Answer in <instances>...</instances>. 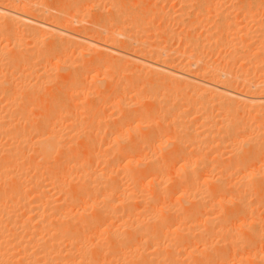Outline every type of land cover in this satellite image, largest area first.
Masks as SVG:
<instances>
[{"label": "bare ground", "instance_id": "bare-ground-1", "mask_svg": "<svg viewBox=\"0 0 264 264\" xmlns=\"http://www.w3.org/2000/svg\"><path fill=\"white\" fill-rule=\"evenodd\" d=\"M105 1H107V0H105ZM211 1H210V3H211ZM185 2H186V0H185ZM74 3H75V1H74ZM210 3H209V5H210ZM179 4H178V8L180 7ZM198 4L201 5V3H198ZM228 4H229V2H228ZM29 5H31V6H28V4H21V5L18 4L17 5V3L13 0H0V264H215L216 260H218L219 258L222 257V259H223L224 256L226 257L225 252L227 253V251L224 252V250H225L224 249L221 252L220 246L221 247L224 246V248H226V250L228 247L230 250V249H233L232 247H235L234 246V244H235L236 247H237V245L241 246V249L243 250L242 244H244V241L242 238H244L243 236L245 234L248 236L249 235L253 236V234H254L255 237L256 236H258V238L261 237V234L263 233L261 231L262 228L260 229L259 227H257L258 225L254 224L253 222H249L247 220H245L244 222L241 221L242 223L238 224L236 227H238L240 231H246V233H244L243 236H242L241 232L236 233V235H235V233H233L232 231H229L227 228L229 223L227 224L226 220L228 217L226 218V216H228V215H225L226 220L222 217L215 219V216H213L214 212L213 213L211 212L210 214L208 213V216H206L205 213H207L208 211L206 210L205 213L202 212L204 214H202L201 212L199 213V209H200L199 207H201L203 205L202 203L205 202V201L203 202V196L209 195V194H203V193H205V192L210 193V191H211V195L213 196V195H215L213 193H216V191H217L218 196L223 195L221 197V199H222L223 197H225V195L223 194V191H226V193L229 192L227 190L229 189L230 185H228L229 186L228 187L225 185V183L229 184L230 181H233V179L228 181V178L232 177L231 175L235 170L237 172V170L240 168V165H241L240 162L241 161L240 160H237L238 162L233 161V163L235 162V164L230 163V165L229 164L226 165V162L228 163L229 160H231V162H232V159H235V157H237V153L242 156L241 149L245 150L247 148L246 150L249 152V155L245 154L246 151H243V154L246 156L251 155L250 156V157H252L251 160L255 163L254 159L258 157V154L254 157L253 155H255L256 153L251 154V151H252L253 147L257 149L260 146L262 147L263 146L262 144H264V142L261 141V139L264 138L263 135H261L262 133L260 134L258 131V133H259L258 135H256V134H255V136L253 135L255 130H258L259 127L260 128L262 127V129H264V86L258 87V86L254 85V87H258L259 89L256 88L257 89L256 91H251L252 90L251 87L248 86V84L245 81H242L241 79H239V78H241V77H238L239 75H235V73L233 74L229 69H228L229 73L226 74V75H228V78L223 79L221 76H219V74H217V71L219 69L217 70V67L215 69L214 64L212 66L213 69H212V67H210L209 64H207L208 62L204 66H197L200 63V60H202V59L197 56L198 53H197V55H195L194 50H193L194 52H192L194 54L190 55L191 61H184V62H187L186 63L187 65L183 64L184 67H182V65H181L182 68H179L176 63L175 64L177 65L178 68L175 67L176 65L175 66H173V65L167 66L168 63L166 61L168 59L166 60V58L164 59V57L162 58V56L160 58V55H158L156 52H155V54H157L156 57L158 56L157 60L160 59V62L155 63L154 64L155 66L149 65V66L142 67V66L137 65V64L133 65V63H132L131 67L135 66V69H137L135 73H137V72L142 73L145 76V78H147V80H146L147 82L145 83V86H141V87H145V91L142 88L144 93L141 91L143 93L141 95L140 94L141 89H139L138 94L140 96L135 95L134 92H133L134 95L129 94L132 97L130 100L129 95L127 96V93L129 91L128 90V91H126V94L124 93V96L126 95L127 99H129V101H127L126 99H124V100L121 99V100L114 103L113 99L112 100L110 99L111 102H113L112 105L114 107V104H118L122 107H125L124 109H126V111H127L126 113H128V114H125V113H123L124 111L122 112L119 110L120 113H122L123 117H126V119L128 117V120H129V118L132 120V118H131L132 116H134V115L140 116L141 114H143L142 110H145V109H143L145 107L141 108L142 113L139 112L140 115L138 114V112H135L136 110L140 111L139 106L142 107V105H143L141 102L143 101L144 104H145V102L149 104V102L151 101V102H153L152 103L153 107L157 104V106L154 107L157 115H155L149 123H148V117L146 118L147 120L146 119H144L145 121L142 120L143 118L146 117V116H144V114L141 115L142 118L141 117L140 118L133 117L135 119L142 120V122L138 123V124H135V123L132 124L131 123L132 121H135L134 119L132 121H129V122H128V120L126 122L125 121L126 119H125L124 121L126 123H128V125L131 123L129 126H132V125H134V126L129 127V129L125 130L124 132L121 131L123 133L119 132L120 131L119 130V128H120L119 124L120 123H118L117 119H116L117 124L114 123L115 128H114V126H113V128H111L112 126H110L113 123H111L109 125V127H110L109 129L111 130L112 133L109 132L110 130L107 132H109L111 134L104 132L106 128L104 129V127H105V126H103L104 123L102 124V122H104L107 117L106 118L104 117V119H103L104 121L103 120L100 121L98 119L100 121V123L97 122V125L99 124V125L103 126V128H102L104 130L102 133L103 137H105L106 139L107 138L110 139V140L107 139L108 141H112L108 144V147L112 143H115L116 145H114L112 148V149H114L115 147L117 148L121 144V142H123L122 140H120L121 137L118 135L111 137V135L113 134L114 131L117 132V130H119L118 132L121 133L119 135H122V134L124 135V133H125L126 136L128 135V134H126V132H127V133L133 135L135 138V135H138V136L142 135L143 130H145V131L149 130L148 132L157 131V129H155L156 124H158V125L160 124L159 127L161 126V128L165 127V126H162V124H161L162 122L165 123V121H169L168 122L169 125L167 124V122L165 123V125L167 124L169 126L168 127L166 125V129L168 127L167 130L168 131L170 130L169 132H171L174 135L175 132H173L172 130H174V128L176 129V127H177L179 129V131L178 130L177 131L174 130V131L179 132V134H175L176 136L171 138L170 140L160 141V143L159 142L157 143V141H156L157 144L153 145V143L155 142V140L153 141L154 138L150 139L151 138V136H150L149 142L152 140L153 143H152V141H151V143H149L147 140V138H148L147 134H152L153 135L152 137H154L155 135L157 136V134L154 135V133L143 132L145 134V136L147 135L146 136L147 138L145 137L146 140L143 138L144 134L142 135V137L140 136L139 138L140 139L143 138V140L147 141L150 145H153V147L150 148V146L148 144L150 151L147 155L144 152L143 154H145V157H141V158H137L136 154L132 153V152H135V150H136L137 145H135V144L138 141L137 139H136L137 141L134 142L135 143L134 146L130 147V148H134L136 146L134 148L135 150L128 148L129 151L132 150L131 152L127 151L128 154L126 153V149L120 150V148L118 147L120 151L118 150L119 152H117V154H115L114 156H113V153L110 154L111 156H113V157H111V156H109V153L111 152L110 148H109L108 151H110V152L109 153L107 152L108 155L105 153V155L108 156L109 158H115V156H117L118 154H120L117 156L118 158H120L121 154L123 157H124V155L130 156V158H128V159H127L128 156L124 158L125 162H122L123 160H120V162H122V164L118 163V164H116V166L114 165L116 167L115 172L118 174L119 177H120V174H121V176H122V174H125V176L128 179L130 178L129 182L126 183V185L130 183V185H127L128 187L125 185L124 188L125 187H127V188L121 189V187H120V185H118V183L122 181V178H120L121 181H119L120 179L117 180L118 179L117 175L115 174V172L113 170H111V168H113L112 167L113 165H111V163L113 162L112 164H114V162H116V163H117V161L119 162L118 158L116 161H113L112 159H110V160H112V162L109 159L105 160V159H107L105 156H104L105 159L101 158V160L103 159V162L100 160L102 162L101 164L103 166L106 165V168L104 167L105 170L100 168L102 171H100V170L97 171L95 169L96 167L91 169L90 166L92 163L90 162L91 164H89V162H88V161H90V159L94 160L97 157H100V156L102 157L103 154H99V153H98V155H100V156L97 155V157L94 156L93 154H92V156L90 155L93 150L95 152V149L99 148L100 143L103 147H104V144L107 145V143H103L100 141V137H102V136H100V134H101L100 131H99L100 133H98V131H96L97 133L93 134V132H95V131L89 130V134L90 135L92 134V135H91V137L86 136L87 138L88 137L89 138L88 139L86 138L87 141L85 140L86 146L84 145V147H86V148L84 150H83V148H81V145L79 146V149L81 148L82 150L81 149L79 150L77 148L76 149L73 148L74 146L76 147L78 145H74L72 147V145H73L72 142H74V143L80 142L78 140V138L81 135H83L82 131L85 133V135H88V133H86L87 130H84L85 128L83 126H79V124H81L82 122L84 125V121L81 118H84L85 120L87 118H89V121L95 120V122L93 121L94 124H92V122H91V124H92L91 127L96 126L95 125L96 119L98 116H99L98 118H100V114H101V113L98 114L97 112H99V111L102 112L101 111L102 109L100 110V108H102L103 105L100 108H98L99 106L98 107L96 106L99 110L97 109L98 110L97 112L94 111L95 116H92L91 114H93V113L89 114V112L87 111L89 114V117H87L88 115L86 116L85 114H83V115L86 116L87 118H85L83 116L78 117V119L80 118L82 120V122L81 121H80L81 123L77 122L78 125L77 124L76 125L81 127V129L73 127V125L75 126L74 122L77 120L76 115L78 114V116H79V113L74 114V116H76V118L72 116V118L76 119V120L73 119V122L68 123L67 120H69L71 118L67 115H66V117L69 119H67V120L61 119L62 115L67 113L65 111L70 110V109L65 110L67 107L65 108L64 105L58 106L60 104L54 103V108H53V104L51 101L50 102H51L52 106H51L50 102L49 103L45 102L48 105L50 104L51 107L49 108L48 105H46L48 110L46 108L45 111L47 113L45 111H43L46 107L44 105L45 104L44 101L42 100V98H45L43 96H41L42 98L40 100H42L44 104L39 103V105L43 104L45 107H43L42 105L38 106L37 104H34L33 106L35 107V109H34L35 113H37L36 111H38V113H39L41 109L40 110H38V109L40 107H43L42 108L43 112L42 111L41 112L43 114L45 112V114L41 115L42 113H39L40 117H37L38 115L34 114L32 117L36 116L34 119L37 118L36 121L34 120L35 123H33V120H32L33 118L30 117V115L28 116V113L31 114L30 108H33L30 105H32L33 102L37 101V98H38V97H36L37 94L39 93L38 95L40 97V95H41L40 93H42L41 91L43 90L42 87H39L38 84L35 83L36 87L37 86L39 87V90H40V88H42V90L38 91L35 88V85L33 84L31 78L29 77V74H28V76L26 75L27 73H30L31 76H32V73L34 75L36 74L37 70L34 71L35 69H33V68H35V67H33L32 66L33 63H31L32 57H33V59L35 57H37L40 63H42V61H40V59L42 58V60H44L43 63H45V61H47L49 59L52 60L51 57H53V56H50V55H54V57H55L56 56L55 52L59 53L58 57L56 56V58L53 59V60H55V62L52 64L50 63L52 65V67H50V68H53V65H55L56 67L65 71L64 74L66 73L65 74L66 76L61 72L64 75V77L62 76V78H60V79L64 78L65 79L64 82L67 81L66 83H69L71 80L73 81V79L71 78L72 75H69V72H67V70L69 71L74 66L71 64H68V62L65 61V59L62 60V56L64 53L63 48L60 47V44L58 45L57 43L62 42L63 44H66V43H64V41L73 43L72 48L75 50V51L73 50V53L75 52L77 54V57H75V58L77 59L78 57H80L83 60V58L85 59L86 55L87 56L89 55L91 57L90 58L91 62H89V64L90 63L93 64V63H95V62L97 63V62H99V60L103 59L102 57L105 54V53L103 54L102 52H100V50L98 52L97 49H95V47H100V46L99 45L97 46L95 44L96 42L94 43V41H97L96 39H98L99 42L98 41L97 42L102 44L103 40L100 42L102 37L96 38L93 41V38L91 39L89 37L90 35L89 36L85 35L86 33L85 34L83 33L84 36L79 35L81 37H76V36H74L75 34L73 35L71 32H70L71 35H68V33L66 31L67 29L64 30L63 29L64 27L60 28V29H62V30H60L59 28L56 29V26H54L55 24H46L45 23V22H47V20H51V18H47V19L45 18L46 15H44V14H46L47 11L45 12V11H43V9L41 10L39 8L35 9L32 6V4H29ZM81 5L83 6V4H81ZM184 5H186V4H184ZM187 5H188V3H187ZM65 6H66V4H65ZM90 7H92V6H90ZM172 7H173V5H172ZM195 7H196V5H195ZM74 9H76V7ZM227 9H228V7H227ZM116 10H117V8H116ZM195 11H198V10L195 9ZM246 11H247V9H246ZM101 12H102V10H101ZM183 12L185 13L184 9H183ZM183 12H181V13H183ZM173 15L174 16L172 18H175L177 16L175 14H173ZM254 15H255V13H254ZM117 16L119 17V15H117ZM122 16H124V15H122ZM255 16L257 17V15H255ZM137 17H139V16H137ZM177 17H179V15ZM40 19H41V22L39 21ZM76 19H78V18H76ZM86 19H85V21H86ZM139 19H141V16ZM42 20L45 22L42 23L43 22ZM52 20L55 21V19H52ZM142 20H144V19H142ZM174 20H177V19H174ZM67 21L64 20L62 22L65 23ZM136 21H134V22H136ZM239 21H240V19H239ZM239 21H238V23H239ZM55 22H57V21H55ZM170 22H172V21H170ZM67 23H69V22H67ZM130 23H132V22H130ZM179 24H180V22H179ZM186 24H188V23H186ZM232 24H233V22H232ZM241 24H242V22H241ZM56 25H58V24H56ZM67 25H65V28ZM134 25H136V24H134ZM165 25H166V23H165ZM36 26L41 27V29L43 27L44 30L46 29V31H42V30H40V28L39 29L36 28ZM179 26H181V25H179ZM200 26L202 27L201 24H200ZM245 26H246V24H245ZM110 27L112 28L113 26H110ZM138 27H136V28H138ZM213 27L215 28V26H213ZM240 27L238 29L242 30L243 27L242 28H240ZM72 28H74V27H72ZM125 28L124 29L122 28L124 31L121 29L123 31V33H125V31H126ZM127 28H129V27H127ZM130 28H132V27H130ZM206 28L204 29V27H203L202 29L206 30ZM117 30L119 31V29H117ZM128 30H130V32H131V29H128ZM135 30H133V32ZM139 30L140 29H138V31ZM151 30H153V29H151ZM241 30H237V32L241 31ZM50 31H53V32L51 33ZM70 31H72V30H70ZM122 31L119 34H123ZM189 31H191V30L189 29ZM199 31H201V30H199ZM247 31H249V30H247ZM72 32L74 33V30ZM206 32H207V30H206ZM55 33H58V35ZM138 33H140V32H138ZM231 33H234V32L232 31ZM240 33H242V32H240ZM253 33H255V32H253ZM113 34H115V32ZM116 34H118V33H116ZM128 34H129V31H128ZM128 34H126V35H128ZM143 34H145V33H143ZM237 34L238 33L234 34L235 38H236ZM59 35L60 36L68 35V36H70V38L72 37V39H79L80 41H82L81 42L82 45H81V43H79V44L75 43V41L72 42L70 40L67 41L66 39H62L63 37L61 38ZM109 35L106 36L105 39L103 38L104 39L103 44L105 45V46L104 45L103 46L105 47V49H109L108 52L110 51L111 53L113 52L112 49L113 50L115 49V51H117V50L120 51L124 42L120 46L121 43L118 42L117 38H116V36H118V35H116L114 37H113V35H110V36ZM131 35H132V32H131ZM192 35H194V34H192ZM210 35H212V34L210 33ZM258 35H260V34H258ZM205 36L206 37H204V38H206L207 40L210 37V36L208 37L207 35H205ZM261 37H262V35H261ZM155 38L157 39V37H155ZM238 39H239V37H238ZM180 40H182V39H180ZM245 40H246V38H245ZM141 41H140V43H141ZM143 41L144 42L141 43L142 45L147 44V43H149V44L153 43L152 41H148L147 37H146V40H143ZM153 41H155V40H153ZM206 41H205V43L208 44V41L207 42ZM209 41L211 42L212 40H209ZM83 42L89 46H87ZM212 42H214V41H212ZM226 42H228V41L226 40ZM46 43L49 44V49L46 47L47 46ZM44 44H46L44 49L45 48H47V49L45 51L44 50H38L39 49L38 47H40L41 45L44 46ZM153 44L150 46H153ZM212 44L215 45L216 43H212ZM126 45H124V46H126ZM128 45H131V44H128ZM156 45H158V44H155V46ZM167 45L165 47H167ZM178 45H179V43H178ZM190 45H191V43H190ZM202 45L204 46L206 44L202 43ZM64 46H66V45H64ZM91 46L92 47L94 46L93 49H91ZM124 46H123V49H124ZM196 46H195V48H196ZM199 46H200V44H199ZM262 46H263V44H262ZM104 47H100V48L103 49ZM128 47H126L125 49H127ZM147 47H149V46H147ZM200 47H199V49H200ZM210 47H211V45H210ZM238 47H239V45H238ZM65 48H67V47H65ZM65 48H64V50L66 51L65 53H67L68 48L67 49H65ZM116 48H117V50H116ZM156 48H157V46H156ZM186 48H185V50H186ZM130 49H132V47H130ZM115 51H114V54L117 55V58L111 56V58H115L114 59L115 62H111V63H117L118 62V65L117 64L116 65L119 66V63L124 65V64H126L125 62H127V64L130 65L128 63L129 61H124V60H126L125 58H129L126 54H130V52L125 53V56H127V57H125L124 53L122 55L121 53H118ZM187 51H188V49H187ZM235 51H237V49ZM142 52L144 53L143 48H142ZM152 52H154V51L152 50ZM175 52H177V51L175 50ZM240 52H242V50ZM256 52L257 53H255V55L259 53L258 51H256ZM262 52H264V51H262ZM100 53H102L103 56ZM134 53L135 52H133L132 55H134ZM211 53H213V52H211ZM228 53H229V49H228ZM230 54L229 55L227 54L228 57L231 56ZM234 54H236V53H234ZM137 55L138 54H136L134 56H136L138 59L132 58L133 61L135 60V62L141 61L139 58L140 56L138 57ZM232 55H233V53H232ZM47 56H49L50 58H48ZM46 57L48 59H45ZM92 57L94 59H92ZM119 57H125V58L119 59ZM231 57H233V56H231ZM106 58H108V57H106ZM233 58L235 59V57H233ZM110 59H108V61H110ZM132 59H130V60H132ZM152 59H153V56H152ZM161 59L166 60V61L163 62V60H161ZM257 59H258V57H257ZM78 60H80V59H78ZM82 60H80V62ZM86 60H88V59H85V63H86ZM170 60H171V58H170ZM192 60H194L195 63H193ZM203 60H204V58H203ZM243 60H244V58H243ZM35 61H33L35 63V65L33 64L34 66L38 65L40 67L43 64L42 63L41 65H39V62L37 63ZM111 61H113V59ZM161 61H162V63H161ZM222 61H224V60H222ZM235 61H236V59H235ZM240 61H242V60H240ZM80 62H78V63H80ZM201 62L204 63L203 61H201ZM104 63H106V61H104ZM144 63H146V62H144ZM253 63L254 62H252V64ZM81 64L83 66V62H81ZM180 64H182V63H180ZM48 65L49 64H47L46 66H48ZM86 65H87V63L85 64V68L87 67ZM143 65H146V64H143ZM230 65H231V63H230ZM239 65H240V63H239ZM82 66H79V68H81ZM110 66H111V64H110ZM112 66H113V64H112ZM192 66L193 67L196 66L197 67L196 70H194ZM8 67H10V68L12 67L13 70L11 69V72L8 71ZM43 67L44 66H42L41 69L46 70ZM56 67L54 69H57ZM121 67H124V66H121ZM131 67H130V69H131ZM225 67H226V65H225ZM75 68L79 69L77 66L74 67V70H75ZM85 68H84V72L79 71V70L76 71L77 74H78V72H80V75L82 76V73H85L84 76L87 77L88 75H86V74H89L88 71H90V70H88L86 72ZM117 68H119V67H117ZM246 68H249V67H246ZM246 68H245V70H246ZM37 69L39 70V72L37 71L38 74H42V72H44V71L40 72V68H37ZM47 69H48L47 71L50 70L49 67ZM82 69H83V67H82ZM110 69H112V67H110ZM259 69L261 70L260 67H259ZM226 70L227 69H225V71ZM263 70H264V68H263ZM263 70H261V71L264 72ZM56 71H58V70H56ZM71 71L72 70H70V74H73L75 76L76 73L75 72H74L75 74L71 73ZM109 72H111V71H109ZM119 72H120V70H119ZM124 73H126V72H123V74ZM244 73H246V72H244ZM107 74H108V72H107ZM247 74H248V71H247ZM43 75L45 76V73H43ZM58 75H60L58 77H61V74H58ZM25 76H27L29 78H26ZM35 77L41 78L40 75L35 76ZM58 77L56 75L55 78H58ZM78 77H80V76H78ZM78 77H74V81H73L74 84H76L75 82L77 81ZM90 77L91 76H89V78ZM42 78H43V76H42ZM50 78H48V81ZM83 78H79V79L82 80ZM94 78H97V76L94 75V73H93V76L91 79L94 80ZM25 79H26V81L31 80L32 84H30V83L27 84V82H24ZM32 79H33V77H32ZM125 79H127V78H125ZM36 80H37V78H36ZM42 80H44V79H42ZM86 80H88V77H87V79L85 78V81ZM93 80H90V81L92 82ZM240 80H241V82H240ZM245 80H247V79H245ZM50 81H51V79H50ZM55 81H56V79H55ZM85 81H83V82H85ZM139 81H141V80H139ZM52 82H53V80H52ZM58 82H60V85H61L62 80H58L56 83H58ZM83 82H81V84ZM247 82H248V80H247ZM42 83L43 82H41L40 85ZM95 83H96V81L94 83H92V85L93 86L98 85ZM125 83H127V82H125ZM71 84H69L68 86H70ZM74 84H72V85H74ZM77 84L79 85V82H77ZM84 84H82V85H84ZM106 84H107V82H106ZM50 85H52V84H50ZM50 85L47 86V84H44L43 86L51 87ZM53 85L57 86V84H55V83H53ZM58 85H59V83H58ZM78 85L76 86V88L77 87L79 88ZM82 85H80V87ZM68 86L64 85L62 87L66 88ZM136 86H138V85L136 84ZM47 87H45V88H47ZM55 87H54V89H55ZM70 87H68L67 89H70ZM72 87H75V86H72ZM72 87H71V90H73L71 92L72 94L69 93L70 90L63 89V95L65 94L64 96L67 97V100L69 99L70 95L75 96L77 98L76 95L78 94V91H74L75 88L72 89ZM84 87L85 86H82L81 90ZM237 87H238V89H239V87H242L243 96H241L242 95L241 92L239 93L241 95L236 94L237 92H239L237 90H236V93L233 92L235 89H237ZM59 88H60V86H59ZM59 88L57 90L55 89V91H58ZM85 89H83V90H85ZM94 89H93V91H95ZM109 89L111 90V88H109ZM116 89H119V88H116ZM120 89L122 91L124 88L123 89L120 88ZM126 89H127V87H126ZM45 90H43L42 94L44 95V93L46 94V92H47L49 95V96H47L48 99L50 97L52 98L54 93H58L55 95H60L59 92L51 93L50 90H52V88L51 89L48 88L46 91ZM65 90H67L70 95H68L67 91H65ZM59 91H61V90H59ZM111 91H113V89ZM124 91H125V89H124ZM88 92L89 91L87 89L86 92H84V93L88 94ZM49 93H51V96ZM61 93H62V91H61ZM82 93L78 94V95L84 96V94H82ZM94 93H96V92H93V94ZM122 93H123V91H122ZM64 96H61V97L63 98ZM85 96H86V94H85ZM85 96L83 97V99H85ZM87 96H86V98H87ZM90 96H92V95H90ZM75 97H73V98L71 97L72 100L69 99V101H71V103H72V101H74V103H76L77 101L75 102V100H77L79 97L77 99H75ZM82 97H80V98L82 99ZM105 97H107V96H105ZM111 97H109V98H111ZM64 98L62 99L63 101H64ZM109 98L108 97L106 98V99H108V102H109ZM54 99L56 100V96ZM44 100H46V98ZM65 100H66V98H65ZM52 101L54 102V100H52ZM83 101H85V100H83ZM55 102L57 103V102H59V100L58 101L56 100ZM95 102H97V101H95ZM170 102L173 103V105L178 104L181 106V105L186 104L185 106H187V105L190 106L191 107L190 119H189V115H188L189 113L188 112H187V115L183 114V113L181 114L182 111L185 112L184 109H187L185 107L183 109V108L177 106V108L179 107L182 110L181 111L180 109H178V110H180V113H179V111L175 112V110H174V112H172V111H170L171 110L170 108H169L170 110L166 109L168 112L160 109L161 105H163L162 106L163 109L166 108L167 106H170ZM60 103L62 104L64 102H60ZM71 103H69V104H71ZM87 103H88V101L86 102V104ZM100 103H102V102H100ZM104 103H102V104H104ZM140 103L142 105H139ZM84 104H80V105H82V107H84L82 109H85V108L87 109V107L84 106ZM94 104L97 105L96 103H94ZM159 104H161V105L159 106ZM92 105L93 104H91V107H93ZM107 105H110V104L107 103ZM112 105L109 106L110 109H111ZM120 106H117V109ZM158 106H159L158 111H156L157 110L156 107H158ZM77 107H76V109L74 107L75 111L79 110ZM109 107H108V109H109ZM115 107H116V105H115ZM115 107H114V109L117 111V109ZM170 107L173 108V106H170ZM52 108H53V110H49ZM89 108L90 107H88V109ZM95 108H94V110H95ZM105 109H107V108L105 107ZM119 109H123V108H119ZM150 109H152V108H150ZM49 111H53L54 112L53 114H55V115L57 114L58 116L50 114L52 112H49ZM117 112L116 113L114 112L115 115L117 114ZM133 112L136 114L133 115L132 114ZM155 112H153V113H155ZM71 113H72V111H71ZM83 113H85V112H83ZM120 113L117 115H120ZM162 113L163 114L165 113V115L162 116ZM46 114H50L52 117L50 118V116L46 115ZM122 114H121V116H122ZM160 114H161V116H160ZM145 115H146V113H145ZM192 115H194V117ZM113 116H114V114H113ZM149 116H150V111H149ZM165 116H167V119L165 118V121H164ZM55 117H57L58 120H62L61 121L62 124H60L61 127L63 128L62 130H60L61 127L57 128L58 126H56L59 123L58 122L54 123L55 121L52 120V119H55ZM59 117H60V119H59ZM63 117H65V115ZM94 117H96V119ZM102 117H103V115H102ZM252 118H254V120H252ZM112 119H113L112 116H110V121ZM251 120L258 122V123L256 122L257 124H259L258 126H255V124H253L256 127V129H253L255 127L252 128V125L245 127V126H247L246 122H248V123L250 122L249 125L252 124ZM63 121L65 123L67 121V123L64 126H63ZM121 122L125 126L126 123L124 124L123 121H121ZM144 122H147L148 124L144 126V124H145ZM88 123L89 122H87L86 125H88ZM116 126L118 127V129ZM170 126H172L173 128H171ZM194 126H196V127H194ZM125 127H124V129H125ZM235 127H236V129H235ZM250 127L252 128V130H254L253 134L250 133V134L243 135L242 130L244 132L245 131L249 132L248 131L249 129L251 131ZM121 128L123 129L122 125H121ZM233 128L236 131H238L237 129L240 128V131H238V132L239 133L241 132L240 135H242V136H240L238 134V132H236L235 130H234L235 132L232 131ZM112 129H114V131H112ZM151 129L152 130L155 129V130L151 131ZM160 130H162V129H160ZM160 130H158V132H156V133L160 134V132H161ZM118 132H117V134H118ZM162 132H164V131H162ZM230 132L234 133L233 136L231 135ZM235 133L238 135H235ZM161 134H163V133H161ZM180 134H183L182 136L183 137L186 136V137L185 138L182 137L183 139L178 138L179 137L178 135H180ZM222 134H224V136H223L224 138L227 137L226 136L227 134H228V136H230V135L231 136H230L229 140L227 138H225L227 140L224 141L223 139H220V136ZM167 135H168V133H167ZM83 137L84 136H82L81 139L80 138L79 139L82 140ZM98 137H99L100 143L98 142L99 146L98 145L95 146L94 144L97 141L94 142V140H96V139L98 140ZM165 137H166V135H165ZM105 138H102V139L104 141H106ZM156 138L157 137H155V139ZM162 138H163V136H162ZM126 139L128 140V138H126ZM126 139H124V140H126ZM143 140H142V142H143ZM255 140H260L261 145L259 144V141H258V144H256L257 142L255 144L257 146L258 145H260V146H258V147L252 146L251 147L250 144H253L255 142ZM83 142H84V140H83ZM140 142H141V140L139 141V143ZM81 143L82 142H80L79 144H81ZM84 143H82V144H84ZM127 143L125 142V145L123 143L121 149L124 148L123 146L129 147V145ZM132 143L131 144L129 143V144L133 145ZM117 144H119V145L117 146ZM171 144H174L176 148L180 147L179 148L180 150L178 148H177L178 150L175 149V147ZM204 144H205V146H203ZM206 144L210 145L209 147H207V150L210 147H212V149L214 150L215 148H213V147H215V146H216V149L214 150V152L215 151L217 152V149H220V154L218 152H217L218 154H216V155L213 153L214 157L212 158V160L210 159L211 161L207 160L206 156H212L211 151H213V150L212 149L210 150L211 155L208 154L210 152H207L204 150V149H206L205 148L207 146ZM212 144H215V146H211ZM69 145L72 148L71 152H69V150L71 148L69 147L70 149H68ZM91 145H92V148L94 146L96 148L95 149L93 148V150H92L90 148ZM170 145L174 147L173 148L174 150L170 151V149L172 148V147H169ZM138 146H140V145H138ZM127 147H125V148H127ZM143 147H147V146H143ZM248 147L250 148V151L248 150L249 149ZM263 147L261 148V150L263 149ZM104 148L107 149L106 146ZM104 148H103V151L101 150L102 152L105 151ZM201 148H203V151L207 152L206 156L204 155L205 156L204 161H207V163L201 162L202 163L201 164V163H199V161H197L196 159H193V157H192L193 156L192 152L195 151L193 153H194V155L195 154L197 155L198 154L197 151H200ZM73 149L75 151H73ZM239 149H240V151H239ZM256 149H254V151H252V152H255ZM76 150H77V153H76ZM114 150H116V149H114ZM114 150H113V152L115 153ZM143 150H144V148H143ZM175 150H177V151H175ZM186 150L187 151L190 150L191 152H188L189 154H187ZM101 151H99V152H101ZM145 151H146V149H145ZM263 151H264V149H263ZM73 152H75V153H73ZM78 152H80V153H78ZM137 152H139V151H137ZM222 152H224V153H222ZM69 153H73V154H69ZM259 153H260L259 155H261L259 157H262L263 154L261 153V151ZM94 154H97V152ZM164 154L171 156L170 160L171 161L173 160L174 162L173 161L172 162L176 163V164H174L176 166V168L174 167V165H172L175 169H173V167L170 166V167H172L173 170H175V171L177 170L176 175H179V177L177 178L174 174L176 182H173V185L174 186L175 185L178 186V184L181 185V186H178L180 188V194L178 196L179 201L177 200L179 202L180 208L178 209L179 205L177 204L178 206L177 205H176L177 207L175 206L176 210L174 209L175 211L173 212V213H175V216L177 219L174 217L172 218V216L170 217V215L173 214L171 212L173 210H171V208L169 209V205L167 206V203L164 202V200L167 197H169V196H170L169 198H171V196L173 197V194L176 193L175 192L176 190L174 189V186H173L172 190H175V191H173V194H171L172 190L171 191L169 190V192H170V194H169L165 190L170 189L168 187L172 188L171 184H169L170 186L166 187L165 183H167V182H165L166 181V180H164L165 178H163V180L160 181L161 175L166 176L167 173L170 174L171 169L168 170L169 172H167L165 175L164 171L167 169L166 168H164L165 170L160 169V172H159V167L162 168L161 165L160 166L155 165V163L157 161V159H156L157 156H159V158L161 159L162 155H164ZM199 154H201V153L199 152ZM88 155L90 156V158ZM138 155L140 156L141 154H138ZM175 155L177 158L175 157ZM186 155H191L192 158L190 156H186ZM239 155L237 158L238 159L243 158L242 162L244 163V161H245V163L242 166H244V168L245 167L246 168L245 169L240 168L243 170L239 169L241 171V173H242V171H244L241 176L236 174V173H234L233 175L234 176L235 175L240 176V179L238 178V180L240 183L243 182L244 185H242V187L243 186L247 187L248 185L245 184V181L246 180L250 181V179L252 178L251 173H254V172L249 173V171H248L249 169H247V168H250L249 166H251V164H252V167H254L253 166L254 164L251 163L252 162L251 160L249 161V157H247L248 160H245L246 156L243 155L245 158L243 156H242V158H240ZM85 156H88V157H85ZM93 156H94V159H93ZM141 156H143V155H141ZM169 156H168V158H169ZM134 157H136V158H134ZM165 157H167V156H164V158ZM173 157L176 160L173 159ZM197 157H198V155H197ZM87 158L89 160L86 162ZM164 158H163V160H164ZM207 158H209V157H207ZM155 159H156V161H155ZM200 159H203V158H200ZM95 161L93 162L94 164H95ZM100 161H98V158H97L96 164H98L97 162H99V165H100ZM161 161L162 160H160L159 163H161ZM175 161H177V162H175ZM246 161H247L248 165H246L247 164ZM84 162L87 163L86 166H84L85 165ZM172 162H171V164H172ZM237 163H239L240 165L237 166L236 165ZM133 164L138 165L137 169L135 167V169L137 171H135L133 169L131 170V167H133ZM156 164H158V163H156ZM102 165H100V166H102ZM164 165H165V161H164ZM164 165L162 164V166H164ZM167 165H165V166L167 167ZM200 165H202V166H200ZM223 165L226 166L225 167L226 170H224L222 173L223 176H225L224 172L228 171L227 166H230V168H231V166H235V167L237 166V169L235 168V170L233 172L231 171L232 172L231 175L228 178H224V180H226V181H224V183L221 184L223 182V178H221L222 180L219 178H216V176L214 175L216 173L213 170L215 168L221 169L223 167ZM261 166H262V164H261ZM139 167L141 169L142 168H144V169L138 171L140 169ZM196 167H199L200 168L199 171H202V172H200V173H202L201 175H199V171L198 172L196 171V170H198ZM202 169L206 173V177L203 175ZM231 169H234V167ZM161 171L163 174L161 173ZM215 171H217V170H215ZM252 171H254V170L252 169ZM218 172H220V170ZM237 173H239V172H237ZM113 174L116 176H113ZM180 174H181V176H180ZM229 174H227V175H229ZM157 175L159 176V179H158ZM170 175H172V174H170ZM200 176H202V177H200ZM253 176H254V174H253ZM255 176H258V175L255 174ZM220 177H221V174H220ZM248 177H251V178H249V180H248ZM260 177L261 176H259V178ZM178 179H180V183L177 181ZM235 179L237 180V178H235ZM125 180H126V178H125ZM212 180H214V182H216L215 184L217 185V187L219 185L220 186L218 188H215L216 186L212 185V184H214V182H211ZM255 180H257V179L255 178ZM255 180H253L252 183H254V185L258 186L256 188L260 187L259 191L260 190L264 191L261 189L262 186H260L261 180L259 182L260 183L259 185L256 184L258 181L255 182ZM114 181L117 182V183L115 182V184H117V185H115L113 183ZM220 181H222V182L219 183ZM235 182L236 181L234 180L233 181L234 185L231 184L234 187L239 185V184H237V182H236V184H237L236 185ZM263 182H264V180H263ZM175 183H177V184H175ZM200 183H205V184L209 183V184H207L208 186L206 185L207 186L206 188H208L211 185L212 189L210 186L209 187L211 189L210 191L205 190V192H202L201 187L199 185ZM217 183H219V185ZM252 183H250V184H252ZM205 184H202L201 186H203V188H205V186H204ZM263 184H261V185H263ZM122 185H123V183H122ZM176 186H175V188H176ZM213 186H214V188H213ZM223 186H225V188L227 187V189L222 191V189H224ZM232 186L230 188H232ZM146 187L151 189V193H148L149 190H147ZM220 187H223V188L219 189ZM238 187L241 188L240 185ZM179 188L177 189V192H178ZM240 188L239 189L237 188V190H240ZM263 188H264V186H263ZM215 189H216V191H215ZM244 189L246 190L247 188H243V192L246 195V197L248 196L249 192H251V194H252V190H256L255 187H254V189H253V187L248 188L251 191L249 190V192H248L246 190V193H245ZM146 190H147V192H146ZM212 190L214 191L213 193H212ZM234 190H236V189H234ZM241 190H242V188H241ZM164 192L165 193L167 192L169 194V196H167V193H166L165 198H163ZM230 192H229V194H232ZM238 194L240 195V193H238ZM257 194L259 196V194H261V192L256 193L253 197H255ZM177 195H178V193H177ZM227 195H228V193H227ZM243 195L241 194V196H240L241 197V201L239 202L240 205L238 203H236L235 205L233 204V206L236 207V205L238 204V209L240 207L241 208L242 207L248 208V206L246 204L248 202V199H247V201H245L246 198L245 197L243 198ZM212 196H209L208 198L211 197L213 199L214 196L213 197ZM216 196H217V194H216ZM234 196H236V195L233 194V198H235ZM258 196H256V197L258 198ZM262 196H261V198L260 197L258 198L259 200L263 199V200H260L261 203H262V201H264V198H263L264 196L263 197ZM227 197H226V199L228 202L229 198H227ZM253 197H250V198H253ZM204 198H206V197H204ZM208 198H207V200H209V201L212 200V199H208ZM230 198H231V196H230ZM255 198H253V199H255ZM161 199H164V200H161ZM160 200H161V202L163 201V203H165L166 206H164V204H163V207L158 206V204L160 205V203L159 202L157 203V201H160ZM250 200H252V199H250ZM250 200H249V202H250ZM168 201H172V200L168 199ZM209 201H207V203L205 202L204 204H207V205L209 204V206H210L211 205L210 203H212V202L209 203ZM220 201H222V200H220ZM223 201H225V199H223ZM233 201H234L233 203L237 202L234 199H233ZM148 202L152 203L151 205H153V206L151 208L154 207L153 210L151 209V211H149L150 210L149 208H148L149 210L146 209V207H148V205H149ZM213 202H214V200H213ZM146 203H148L147 206H145ZM214 203L216 204L217 202L215 201ZM214 203H212V204H214ZM226 203H225V205H226ZM230 203H227L226 206L231 205ZM254 203H255V201H254ZM215 204L213 205V207L215 209H212V210H215V212H217L219 210H218V208L216 209ZM219 204L220 203H217V207L223 208V206H221ZM251 204L253 205L252 202H251ZM171 205H174V204H171ZM199 205H201V206H199ZM256 205L260 206L259 203ZM203 206H206V205H203ZM262 206H264L263 203H262ZM202 207H201L200 211L201 210L203 211ZM208 208H210V207H208ZM227 208H229V207H227ZM232 208H234V207H232ZM241 208L239 209L241 212L238 211L239 216H241L240 214L244 213V212H242ZM225 209H226V207H225ZM236 209H235V212L238 210V209L237 210ZM250 209L252 210L253 208H249V210H248L249 213L251 214ZM226 210H225L224 214L226 213ZM253 210H252V214L254 213ZM120 211H121V213H120ZM248 211H247V213H248ZM220 212H223V211L220 210ZM220 212H219V214H221ZM198 213L201 214L200 218H198V216H199ZM228 214H230V213H228ZM231 214H230L229 218L231 217ZM250 214H248V216ZM202 215H204V217L205 216L206 217L202 219L201 218ZM243 215H245V213ZM220 216H224V215L221 214ZM236 217H237V212H236ZM242 217H244V216H242ZM245 217H246V215H245ZM229 218H228V220H229ZM256 218H254V219H256ZM199 219H202V223L198 222ZM222 219L224 221H226V223L224 221L218 222ZM230 219H232V221L235 222V218L231 217ZM232 221L230 220L231 223H232ZM252 221H254V220H252ZM197 223H199V224H197ZM201 224L203 225L202 229H201V227H199V226H201ZM254 225H257V226L254 227ZM260 225H262V224H260ZM257 228H259L260 231ZM236 230H237V228H236ZM236 232H238V231H236ZM260 232H262V233L259 234ZM257 234H259L260 236ZM254 236H253V238H254ZM216 237H218V238L220 237L221 238V239H219L220 241H218V238L216 240ZM213 238H215L216 241H213ZM258 238L256 237V239H258ZM251 239L250 240L248 239L249 245L245 246V247L249 246V249H250V245H251L250 244ZM228 240H230V241H228ZM248 242H245V243H248ZM219 243H223V244L226 243L227 245L226 244L219 245ZM229 243H234V244H232V246H231V244H229ZM251 243H253V242H251ZM228 244H229V246H231V248L228 246ZM218 245H219V248L216 249V246L218 247ZM239 246H238V248H239ZM236 247H235V249H236ZM251 248H252V246H251ZM222 249H223V247H222ZM229 253H231V252H229ZM229 253H227V254H229ZM245 253H246V251H244V254ZM249 255L250 256L245 257V261L239 260L238 264H252V262L254 261L253 258L257 257V256H251V254H249ZM254 255H257V254H254ZM230 256H231V254L228 255V259L232 258L233 255L231 257ZM263 257H264V255H263ZM261 258H259V259H261ZM224 259H226V258H224ZM224 259H223V261H225ZM233 259H235V258H233ZM219 261L220 260H218L217 263ZM226 262H227V260H226ZM226 262H224V264ZM221 263L222 262H220L218 264H221ZM227 263H229V260ZM234 263H235V261H234Z\"/></svg>", "mask_w": 264, "mask_h": 264}, {"label": "rangeland", "instance_id": "rangeland-1", "mask_svg": "<svg viewBox=\"0 0 264 264\" xmlns=\"http://www.w3.org/2000/svg\"><path fill=\"white\" fill-rule=\"evenodd\" d=\"M13 1H15L16 3H17V5L19 4V5H21V4H28V6H31V5H29V4H32V6L35 8V9H43V11H47L46 12V14H44V15H46L45 16V18L47 19V18H51V20L52 19H55V21H57V22H55V21H51V20H47V22L49 21H51L50 23L48 22H45V21H43L42 23H46V24H55L54 26H56V29H60V28H62V27H64L63 29L65 30V29H67L66 31H67V33H68V35H71V33L74 35V36H76V37H81V36H84V34L85 35H87V36H89L91 39L93 38V41L96 39V38H100V37H102L101 38V40H100V42L102 41V44L101 43H98L99 41H98V39H96L97 41H94V43L98 46H100V47H104L105 45L103 44V42H104V39H105V37L106 36H108L109 34L110 35H113V37L114 36H116V35H118V36H116V38H117V41L118 42H120L121 44H120V46L122 45V43L124 42H126L125 44L123 43V46L124 45H126L127 43L128 44H131V45H126V46H124V49H123V46H122V48L120 49V51L119 50H117V48H116V50L117 51H115V49L113 50L112 49V53L109 51L108 52V50L109 49H105V47L102 49V48H100V47H95V49H97V51L99 52V50H100V52H102L103 54H104V56H103V54L102 53H100L103 57V59H101V60H99V62H95V63H93V64H89V62H91V57L89 56H85V59H88V60H86V63H87V67L85 68V59L83 58V60H82V58H80V57H78L77 59L75 58V57H77V54L74 52L73 53V48H72V45H73V43H70V42H66V41H64V43H66V44H63L62 42L61 43H57L58 45L60 44V47H62L63 48V56H62V60H64L65 59V61H67L68 62V64H71V65H73L74 67H78L79 68V66H82V64H81V62H83V69H82V67L81 68H79V69H76L75 68V70H74V67L73 68H71L70 70H72L71 71V73H74L75 74V76L73 75V74H70V70L68 71L67 70V72H69V75H72L71 76V78L73 79V81H74V77H78V76H80V77H78L77 78V81L75 82L76 84H77V82H79V88L77 87L76 88V84H74V82L72 81H70L72 84H74V85H72L69 81V83H66V82H64L65 81V79L63 78V79H60V78H62V76L64 77V75L66 74H64V72L65 71H63V70H61L60 68H58V67H56L55 65H53V68H50V67H52V63H54L55 62V60H53L54 58H56V56L58 57V54L59 53H57V52H55V57H54V55H50V56H53V57H51V59L52 60H47V61H45V63H43L44 62V60H42V58L40 59V61H42V63H40L39 62V60H38V58L37 57H35L34 59H33V57H32V61H31V63H33L34 65H35V63L33 62V61H35L36 59L38 60H36L35 62H39V65H41L40 67L38 66V65H36V66H34L33 64H32V66L33 67H35V68H33V69H35L34 71H38L39 72V70L37 69V68H40V72H42V71H44V72H42V74H38V72L36 71V74L34 75L33 73H32V76H31V74L30 73H25L27 76H28V74H29V77L31 78V80H32V82H33V84L35 85V83L36 84H38V86L39 87H42L43 88V90H47L48 88L49 89H51L52 88V90H50V92L51 93H53V92H59L60 93V95L61 96H64L63 95V89H67L68 87H72V86H75V87H72V89L73 88H75L74 89V91H78V94H81L82 92V94H84V96H85V94H86V96H87V98H86V96H85V99H83V97L80 95H76L77 96V98L75 97V96H72V95H70V94H72L71 92L73 91V90H71V87H70V89H67V90H70L69 91V93H68V91L67 90H65V91H67V93H68V95H70L69 96V99H71V97L73 98V97H75V99H77V100H75V102L76 103H74V101H72V103H71V101H69V99L67 100V97L66 96H64L65 98H66V100H65V98H64V101L62 100L63 98L60 96V95H55V94H58V93H54L53 94V96H52V98L50 97L49 99L47 98V96H49L48 95V93L46 92V94L44 93V95L42 94L43 93V90H42V88H40V90H42L41 92L42 93H40L41 95H40V97H39V93L37 94V96L36 97H38L37 98V101L36 102H33L32 103V105H30V106H32L33 108H30V111H31V114H29L28 113V116L30 115V117H32L34 114H37L38 116L37 117H40V114L39 113H42L43 111H45L46 110V108H47V106L46 105H48V104H46L45 102H52V104H53V108H54V103L55 104H60V105H58V106H61V105H64V107L66 108L65 110H67V109H70L69 111L67 110V111H65V112H67V113H65L64 115H65V117H63L64 115H62V117H61V119L62 120H67V119H69V118H67L66 117V115L67 116H69L71 119H69V120H67L68 121V123L69 122H73V119H75L76 118V116H77V120L74 122V124H75V126L73 125V127H75V128H80L81 129V127H79V126H83L85 129L84 130H87L86 131V133H88V135H85V133L82 131V134L83 135H81L79 138L81 139V137L82 136H84L83 138H82V140H80L79 138H78V140L80 141V142H82V143H84V144H79V143H77V142H72V147L74 146V145H78V146H74L73 148L74 149H79V146L81 145V148H83V150L86 148V147H84V145L86 146V141H87V139L89 138V137H91V135L89 134V130H94L95 132H93V134H95V133H97L96 131H98V133H100L101 132V134H100V136H102V137H100V141L101 142H103V143H107V145H105L104 144V147L106 146V148L107 149H105L102 145H101V143L99 142V137H98V140L96 139V140H94V142L95 141H97V142H95V146H97L99 143H100V146H99V148L97 149L95 146L93 147L94 149H95V152H94V150H93V148H92V145H91V149L93 150H91L92 152H91V156H92V154L94 155V156H96L97 157V155H98V153L99 154H103L102 155V157L100 156V155H98V156H100V157H97L98 158V161H100L101 160V158H104L105 159V157L107 158V159H105V160H110V159H112L113 161H116L117 160V156L118 155H120V154H118L117 156H115V158H109L108 156H106L105 155V153L108 155V153H109V156H111L110 154H112L113 153V156L115 155V154H117V152H119L120 150H124V149H126V153L128 154V152L127 151H129V149H134V148H130V147H133L134 146V142H136L137 140V142H136V144L135 145H137V147H136V150H135V152H132L133 154H136V157L137 158H141V157H145V154L147 155L148 153H149V151H150V148H152L153 147V145L154 144H157L158 142L160 143V141H166V140H170L171 138H173V137H175L176 135L175 134H179V132H176L177 130L179 131V129L176 127V129L174 128V130H176V131H174V130H172L173 132H175L174 133V135L171 133V132H169L167 129H168V125H169V121H165V118L167 119V116H165L164 117V121H165V123L167 122V129H166V125H165V123L164 122H162L161 124H162V126H165V127H163V128H161V126L159 127V125L158 124H156L155 125V129H157V131H155V132H148L149 130H147V131H145V130H143L142 131V135L144 134L143 132H147V133H154V135L155 134H157V136L155 135L154 137H152L153 135L152 134H147L148 135V138L145 136V134L143 135L144 137V139L146 140V138H147V140H148V142H149V140L150 139H152V138H154L153 139V141L155 140V142L153 143V141H152V143H153V145H150L149 143H151V141L148 143L147 141H145V140H143V138L142 139H140L139 137L141 136L142 137V135H140V136H138V135H135V138H134V136L133 135H131V134H129V133H127L126 132V134H128L127 136L125 135V133H124V135L122 136V135H119V134H121V133H123L125 130H127V129H129V127H133L134 125H132V126H129L131 123L133 124V123H135V124H138V123H141L142 122V120H144V119H146L147 117H148V123L153 119V117L155 116V115H157L156 114V112H155V106H157V104L153 107V105H152V103L153 102H149V104L148 103H146L145 102V104L143 103V101L139 104V105H142V107H140L139 106V109H140V111H135V112H138V114H139V112L140 113H142L143 112V114H144V116H146L145 118H143L142 120H139V119H135V118H133V117H137V118H140L141 117V115H143V114H139L140 116H138V115H134V114H136V113H132L134 116H132L131 118H132V120L134 119L135 121H132L130 118H129V120H128V117H127V119H126V117H123V114L122 113H120V111H124L123 113H125V114H128V113H126L127 111H126V109H124L125 107H122V106H120V105H118V104H114V107H115V105H116V109H117V106H120L119 108H123V109H117V111L120 113V115H117V114H119L115 109H114V107H113V102L115 103V102H117V101H119V100H124V99H126L127 101H129V99H127V96L129 95V94H133V92L135 93V95H139L138 94V92H139V89H141L140 90V94L142 95L143 93H144V91H145V87H141V86H145V83L147 82L146 80H147V78H145V76L142 74V73H135L136 72V70L137 69H135V66H133V67H131V65H132V63H133V65H135V64H137V65H140V66H142V67H144V66H155L154 64L155 63H157V62H160V59H158L157 60V57H156V55L158 54V55H160V58H161V56H162V58L164 57V59L166 58V60H163V59H161V60H163V62H167L166 64H167V66L168 65H170V66H175L176 64L178 65V67L179 68H182V67H184V65L187 63V62H184V61H191L190 59V55H193L194 53H195V55H197V53H198V57L199 58H201L202 60H200V63L197 65V66H204V65H206V63L207 64H209L210 65V67H212L213 66V64H214V67H215V69H216V67H217V74H219V76H221L223 79L224 78H228V75H226L227 73H229L228 72V69L234 74L235 73V75H239L238 77H241V78H239V79H241L242 81H245L247 84H248V86H250L251 87V91H256L257 89L256 88H258V87H262V86H264V72H262L261 70H263V68H264V52H262V51H264V0H210L211 1V3H210V1L209 0H186V2L188 3V5H187V3L185 2V0H107V1H105V0H13ZM43 1V2H42ZM74 1H75V3H74ZM90 1V2H89ZM173 1V2H172ZM182 1V2H181ZM233 1V2H232ZM243 1V2H242ZM63 2V3H62ZM88 2V3H87ZM159 2V3H158ZM165 2V3H164ZM193 2V3H192ZM227 2V3H226ZM228 2H229V4H228ZM241 2V3H240ZM87 3V4H86ZM117 3V4H116ZM130 3V4H129ZM161 3V4H160ZM173 3V4H172ZM180 3V4H179ZM198 3H201V5L200 4H198ZM206 3V4H205ZM209 3H210V5H209ZM65 4H66V6H65ZM68 4V5H67ZM79 4V5H78ZM81 4H83V6L81 5ZM90 4V5H89ZM101 4V5H100ZM116 4V5H115ZM176 4V5H175ZM178 4H179V8H178ZM182 4V5H181ZM184 4H186V5H184ZM192 4V5H191ZM216 4V5H215ZM220 4V5H219ZM233 4V5H232ZM44 5V6H43ZM60 5V6H59ZM172 5H173V7H172ZM190 5V6H189ZM195 5H196V7H195ZM207 5V6H206ZM214 7H213V6ZM222 5V6H221ZM228 7V9H227V7ZM258 5V6H257ZM52 6V7H51ZM64 6V7H63ZM86 6V7H85ZM88 6V7H87ZM90 6H92V7H90ZM115 6V7H114ZM120 6V7H119ZM188 6V7H187ZM194 6V7H193ZM221 6V7H220ZM236 6V7H235ZM263 6V7H262ZM70 7V8H69ZM76 7V9H74ZM78 7V8H77ZM133 7V8H132ZM191 9H190V8ZM208 7V8H207ZM219 7V8H218ZM232 7V8H231ZM234 7V8H233ZM239 7V8H238ZM241 7V8H240ZM243 7V8H242ZM55 8V9H54ZM61 8V9H60ZM80 8V9H79ZM85 8V9H84ZM109 8V9H108ZM112 8V9H111ZM116 8H117V10H116ZM181 8V9H180ZM74 9V10H73ZM79 9V10H78ZM99 9V10H98ZM102 10V12H101V10ZM107 11H106V10ZM115 9V10H114ZM183 9H184V11H185V13L183 12ZM195 9L196 10H198V11H195ZM216 9V10H215ZM218 9V10H217ZM246 9H247V11H246ZM65 10V11H64ZM71 10V11H70ZM81 10V11H80ZM140 10V11H139ZM172 10V11H171ZM205 10V11H204ZM231 10V11H230ZM69 11V12H68ZM78 11V12H77ZM183 12V13H181V12ZM195 11V12H194ZM202 11V12H201ZM215 11V12H214ZM220 11V12H219ZM94 12V13H93ZM129 12V13H128ZM136 12V13H135ZM157 12V13H156ZM241 12V13H240ZM243 12V13H242ZM90 13V14H89ZM166 13V14H165ZM229 13V14H228ZM254 13H255V15H257V17L254 15ZM141 14V15H140ZM143 14V15H142ZM146 14V15H145ZM148 14V15H147ZM154 14V15H153ZM172 14V15H171ZM173 14H175V15H179V17H175V18H172L174 15ZM232 14V15H231ZM252 14V15H251ZM259 14V15H258ZM49 15V16H48ZM81 15V16H80ZM102 15V16H101ZM114 15V16H113ZM117 15H119V17L117 16ZM122 15H124V16H122ZM135 15V16H134ZM158 15V16H157ZM254 15V16H253ZM70 16V17H69ZM98 16V17H97ZM132 16V17H131ZM137 16H139V17H137ZM140 16H141V19H139L140 18ZM166 16V17H165ZM171 16V17H170ZM193 16V17H192ZM202 16V17H201ZM233 16V17H232ZM252 16V17H251ZM81 17V18H80ZM150 17V18H149ZM158 17V18H157ZM182 19H181V18ZM209 17V18H208ZM211 17V18H210ZM68 18V19H67ZM76 18H78V19H76ZM87 18V19H86ZM107 18V19H106ZM120 18V19H119ZM131 18V19H130ZM148 18V19H147ZM172 18V19H171ZM179 18V19H178ZM188 18V19H187ZM235 18V19H234ZM45 19V20H46ZM81 19V20H80ZM85 19H86V21H85ZM98 19V20H97ZM103 19V20H102ZM106 19V20H105ZM110 19V20H109ZM142 19H144V20H142ZM164 19V20H163ZM174 19H177V20H174ZM202 19V20H201ZM206 19V20H205ZM239 19H240V21H239ZM67 21V22H69V23H67V22H65V23H63L62 21ZM88 20V21H87ZM109 20V21H108ZM114 20V21H113ZM122 20V21H121ZM136 21V22H134V21ZM211 20V21H210ZM224 20V21H223ZM40 22H41V19L39 20ZM107 21V22H106ZM145 21V22H144ZM164 21V22H163ZM166 21V22H165ZM170 21H172V22H170ZM175 21V22H174ZM178 21V22H177ZM203 21V22H202ZM210 21V22H209ZM214 21V22H213ZM227 21V22H226ZM238 21H239V23H238ZM130 22H134L133 24L132 23H130ZM179 22H180V24H179ZM195 22V23H194ZM223 22V23H222ZM232 22H233V24H232ZM241 22H242V24H241ZM110 23V24H109ZM148 23V24H147ZM150 23V24H149ZM161 23V24H160ZM165 23H166V25H165ZM183 25H182V24ZM186 23H188V24H186ZM199 23V24H198ZM232 25H231V24ZM246 24V26H245V24ZM56 24H58V25H56ZM68 24V25H67ZM117 24V25H116ZM134 24H136V25H134ZM187 26H186V25ZM200 24L202 25V27L200 26ZM65 25H67L66 26V28H65ZM73 25V26H72ZM98 25V26H97ZM125 25V26H124ZM179 25H181V26H179ZM186 27H185V26ZM221 25V26H220ZM227 27H226V26ZM232 27H231V26ZM235 25V26H234ZM58 26V27H57ZM69 26V27H68ZM109 26V27H108ZM110 26H113L112 28L110 27ZM134 26V27H133ZM139 26V27H138ZM197 26V27H196ZM208 26V27H207ZM210 26V27H209ZM213 26H215V28L213 27ZM224 28H223V27ZM240 28H242V30L241 29H238L239 27ZM248 26V27H247ZM261 26V27H260ZM71 27V28H70ZM72 27H76L75 29L74 28H72ZM118 27V28H117ZM126 27V28H125ZM127 27H129V28H127ZM130 27H132V28H130ZM136 27H138V28H136ZM144 27V28H143ZM147 27V28H146ZM166 27V28H165ZM181 27V28H180ZM190 27V28H189ZM199 27V28H198ZM204 27V29L206 28V30H207V32H206V30H203L202 28ZM221 29H220V28ZM237 29H236V28ZM256 27V28H255ZM36 28H40V30H42V31H46V29L44 30V28L42 27V29H41V27H37L36 26ZM125 28L126 29V31L128 30V29H131V32H132V35H131V32H130V30H128L129 31V34H128V31L126 32L125 31V33H123V29ZM134 28V29H133ZM173 28V29H172ZM185 28V29H184ZM94 29V30H93ZM117 29H119V31L117 30ZM123 31H122V30ZM135 30L134 32H133V30ZM138 29H140L139 31H138ZM151 29H153V30H151ZM189 29L191 30V31H189ZM209 29V30H208ZM225 29V30H224ZM236 29V30H235ZM244 29V30H243ZM246 29V30H245ZM257 29V30H256ZM60 30H62V29H60ZM70 30H74V33L72 32V31H70ZM86 32H85V31ZM96 30V31H95ZM164 30V31H163ZM183 30V31H182ZM199 30H201V31H199ZM211 30V31H210ZM215 30V31H214ZM237 30H241V31H238L237 32ZM247 30H249V31H247ZM95 31V32H94ZM98 31V32H97ZM113 31V32H112ZM122 31V33L123 34H119L120 32ZM145 31V32H144ZM163 31V32H162ZM170 31V32H169ZM173 33H172V32ZM188 31V32H187ZM195 31V32H194ZM217 31V32H216ZM223 31V32H222ZM234 32V33H231V32ZM48 32V31H47ZM51 33L53 32V31H50ZM71 32V33H70ZM79 32V33H78ZM94 32V33H93ZM115 32V34H113ZM138 32H140V33H138ZM145 33V34H143V33ZM204 32V33H203ZM220 34H219V33ZM230 32V33H229ZM238 33L237 34V36H236V38H235V36H234V34H236V33ZM240 32H242V33H240ZM253 32H255V33H253ZM257 32V33H256ZM84 33V34H83ZM99 35H98V34ZM107 33V34H106ZM116 33H118V34H116ZM147 33V34H146ZM166 33V34H165ZM186 33V34H185ZM210 33L213 35H210ZM215 33V34H214ZM55 34H57L58 35V33H55ZM126 34H128V35H126ZM137 34V35H136ZM150 34V35H149ZM153 34V35H152ZM183 34V35H182ZM192 34H194V35H192ZM209 34V35H208ZM241 34V35H240ZM258 34H260V35H258ZM68 35H65V36H60L62 39H66L67 41L68 40H70V41H72V42H74L75 41V43H77V44H79V43H81L82 41H80L79 39H72V37L70 38V36H68ZM79 35H81V36H79ZM109 35V36H110ZM123 35V36H122ZM139 35V36H138ZM145 35V36H144ZM147 35V36H146ZM156 35V36H155ZM164 35V36H163ZM166 35V36H165ZM169 35V36H168ZM205 35H207L208 37H209V39L207 40L206 38H204V37H206ZM219 35V36H218ZM233 35V36H232ZM250 35V36H249ZM255 35V36H254ZM261 35H262V37H261ZM92 36V37H91ZM97 36V37H96ZM120 36V37H119ZM129 38H128V37ZM131 36V37H130ZM137 36V37H136ZM141 36V37H140ZM177 36V37H176ZM184 36V37H183ZM195 36V37H194ZM197 36V37H196ZM88 37V38H89ZM126 37V38H125ZM137 39H135V38ZM146 37H147V39H148V41H152L153 43V46H150V45H152V44H149V43H147V44H141V43H143L144 41L143 40H146ZM155 37H157V39L155 38ZM174 39H173V38ZM189 37V38H188ZM212 37V38H211ZM214 37V38H213ZM238 37H239V39H238ZM244 37V38H243ZM250 37V38H249ZM104 38V39H103ZM109 38V37H108ZM132 38V39H131ZM211 38V39H210ZM245 38H246V40H245ZM252 38V39H251ZM256 38V39H255ZM128 41H127V40ZM130 39V40H129ZM135 39V40H134ZM165 39V40H164ZM180 39H182V40H180ZM197 39V40H196ZM231 39V40H230ZM234 39V40H233ZM120 40V41H119ZM142 40V41H141ZM153 40H155V41H153ZM169 40V41H168ZM203 42H202V41ZM207 40L208 41V44L207 43H205V41ZM209 40H212V41H214V42H212V43H216L215 45L214 44H212ZM224 40V41H223ZM226 40L228 41V42H226ZM230 40V41H229ZM241 40V41H240ZM259 40V41H258ZM139 41V42H138ZM140 41H141V43H140ZM175 41V42H174ZM184 41V42H183ZM190 41V42H189ZM206 41V42H207ZM223 43H222V42ZM130 42V43H129ZM159 42V43H158ZM162 42V43H161ZM165 42V43H164ZM186 42V43H185ZM246 42V43H245ZM249 42V43H248ZM84 43V42H83ZM98 43V44H97ZM178 43H179V45H178ZM190 43H191V45H190ZM202 43H204V44H206V45H202ZM210 43V44H209ZM244 45H243V44ZM258 43V44H257ZM261 43V44H260ZM47 44V43H46ZM46 44H44V46L43 45H41L40 47H38L39 49L38 50H46L47 48L49 49V44H47V48H45L44 49V47H45V45ZM84 44H86V43H84ZM139 44V45H138ZM142 46H141V45ZM155 44H158V45H156L157 46V48H156V46H155ZM168 44V45H167ZM199 44H200V46H199ZM232 44V45H231ZM249 44V45H248ZM262 44H263V46H262ZM64 45H66V46H64ZM81 45H82V43H81ZM87 45V44H86ZM102 45V46H101ZM104 45V46H103ZM167 45V47H165ZM197 45V46H196ZM210 45H211V47H210ZM227 45V46H226ZM238 45H239V47H238ZM252 45V46H251ZM87 46H89V45H87ZM129 46V47H128ZM136 46V47H135ZM147 46H149V47H147ZM195 46H196V48L198 49H196L195 48ZM232 46V47H231ZM43 47V48H42ZM65 47H67V48H65ZM94 47V46H93ZM93 47L91 46V49H93ZM126 47H128L127 49H125ZM130 47H132V49H130ZM145 47V48H144ZM187 47V48H186ZM199 47H200V49H199ZM210 47V48H209ZM235 47V48H234ZM252 47V48H251ZM41 48V49H40ZM61 48V49H62ZM64 48L65 49H67V53H65L66 51L64 50ZM99 48V49H98ZM136 48V49H135ZM142 48H143V51H144V53L142 52ZM167 48V49H166ZM169 48V49H168ZM185 48H186V50H185ZM260 50H259V49ZM119 49V48H118ZM123 49V50H122ZM130 51H129V50ZM135 49V50H134ZM141 49V50H140ZM187 49H188V51H187ZM209 49V50H208ZM228 49H229V53H228ZM237 49V51H235V50ZM244 49V50H243ZM126 50V51H125ZM140 52H139V51ZM152 50L154 51V52H152ZM175 50L177 51V52H175ZM195 52H194V51ZM201 52H200V51ZM231 50V51H230ZM235 52H234V51ZM242 50V52H240ZM75 51V50H74ZM114 51L115 52H118V53H121L122 55H123V53H124V56H125V53H128V52H130V54H126L129 58H125V57H127V56H125V57H119V59L121 58H125L126 60H124V61H129L128 63L130 64V65H128L127 64V62H125L126 64H124V65H122L121 63H119V66H117L118 65V62L117 63H111V62H115L114 61V59L115 58H117V55H115L114 54ZM122 51V52H121ZM124 51V52H123ZM137 51V52H136ZM147 53H146V52ZM198 51V52H197ZM215 51V52H214ZM255 51V52H254ZM256 51H258L259 53L258 54H256L255 55V53H257ZM133 52H135L134 53V55H136V54H138L137 56L140 58V60L141 61H138V62H135V60L133 61V59L132 58H137L136 56H134V55H132L133 54ZM155 52L157 53V54H155ZM159 52V53H158ZM189 52V53H188ZM192 52H194V53H192ZM204 52V53H203ZM209 52V53H208ZM211 52H213V53H211ZM253 52V53H252ZM107 53V54H106ZM154 53V54H153ZM201 53V54H200ZM208 53V54H207ZM211 53V54H210ZM215 53V54H214ZM224 53V54H223ZM231 53V54H230ZM232 53H233V55H232ZM234 53H236V54H234ZM54 54V53H53ZM149 54V55H148ZM230 54L231 56H233V57H235V59H236V61H235V59L233 58V57H231V56H229L228 57V55ZM242 56H241V55ZM130 55V56H129ZM155 55V56H154ZM227 55V56H226ZM253 55V56H252ZM111 56L112 57H115V58H111ZM152 56H153V59H152ZM172 56V57H171ZM211 56V57H210ZM222 56V57H221ZM255 56V57H254ZM48 58H50L49 56H47ZM45 58V59H48V58ZM87 57V58H86ZM106 57H108V58H106ZM145 57V58H144ZM169 57V58H168ZM221 57V58H220ZM224 57V58H223ZM238 57V58H237ZM253 57V58H252ZM257 57H258V59H257ZM61 58V57H60ZM111 58V59H110ZM170 58H171V60H170ZM203 58H204V60H203ZM233 58V59H232ZM243 58H244V60H243ZM78 59H80V60H82L81 62H80V60H78ZM92 59H94L93 57H92ZM106 59V60H105ZM108 59H110V61H108ZM113 59V61H111ZM130 59H132V60H130ZM138 59V58H137ZM209 59V60H208ZM242 60V61H240V60ZM261 59V60H260ZM74 60V61H73ZM176 60V61H175ZM222 60H224V61H222ZM52 61V62H51ZM104 61H106V63H104ZM154 61V62H153ZM201 61H203L204 63H202ZM251 61V62H250ZM77 62V63H76ZM78 62H80V63H78ZM103 62V63H102ZM144 62H146V63H144ZM174 62V63H173ZM192 62L193 63H195V61L194 60H192ZM252 62H254L253 64H252ZM51 63V64H50ZM161 63H162V61H161ZM176 63V64H175ZM180 63H182V64H180ZM202 63V64H201ZM223 63V64H222ZM229 63V64H228ZM230 63H231V65H230ZM239 63H240V65H239ZM242 63V64H241ZM257 63V64H256ZM47 64H49L48 66H46ZM99 64V65H98ZM102 64V65H101ZM110 64H111V66H110ZM112 64H113V66H112ZM117 64V65H116ZM121 64V65H120ZM143 64H146V65H143ZM148 64V65H147ZM184 64V65H183ZM228 64V65H227ZM247 64V65H246ZM99 67H98V66ZM177 65L175 66V67H177ZM181 65H182V67H181ZM187 65V64H186ZM218 65V66H217ZM225 65H226V67H225ZM255 65V66H254ZM261 65V66H260ZM42 66H44L43 68L44 69H46V70H43V69H41V67ZM112 67V69H110V67ZM116 66V67H115ZM121 66H124V67H121ZM222 66V67H221ZM46 67V68H45ZM49 67V71H47L48 68ZM57 68V69H54V68ZM117 67H121L120 69L119 68H117ZM127 67V68H126ZM130 67H131V69H130ZM177 67V68H178ZM193 67V66H192ZM195 67V68H194ZM193 67V69L194 70H196V66H194ZM231 67V68H230ZM246 67H249V68H246ZM253 67V68H252ZM259 67L261 68V70L259 69ZM6 68V67H5ZM10 67H8V71H10L11 72V69H12V67L9 69ZM84 68H85V71L87 72L88 70H90V71H88L89 72V74H86V75H88L87 77H88V80H86L85 81V78L87 79V77L86 76H84L85 75V73H82V76L80 75V72H78V74H77V72L76 71H82V72H84ZM110 70H109V69ZM149 68V67H148ZM235 68V69H234ZM237 68V69H236ZM245 68H246V70H245ZM81 69V70H80ZM134 69V70H133ZM212 69H213V67H212ZM225 69H227L226 71H225ZM250 69V70H249ZM259 69V70H258ZM13 70V69H12ZM56 70H58V71H56ZM61 70V71H60ZM108 70V71H107ZM114 70V71H113ZM118 70V71H117ZM119 70H120V72H119ZM192 70V69H191ZM221 70V71H220ZM225 72H224V71ZM236 70V71H235ZM256 70V71H255ZM56 71V72H55ZM109 71H111V72H109ZM113 71V72H112ZM234 71V72H233ZM247 71H248V74H247ZM264 71V70H263ZM49 72V73H48ZM60 72V73H59ZM64 74H62V73ZM94 73V75H96L97 76V78H94V80L93 79H91L92 78V76H93V73ZM100 72V73H99ZM107 72H108V74H107ZM115 72V73H114ZM123 72H126V73H124L123 74ZM239 72V73H238ZM243 72V73H242ZM244 72H246V73H244ZM43 73H45V76L43 75ZM118 73V74H117ZM130 73V74H129ZM242 73V74H241ZM40 75L41 76V78L40 77H35V76H38V75ZM49 74V75H48ZM58 74H61V77H58V76H60V75H58ZM106 74V75H105ZM123 74V75H122ZM137 74V75H136ZM140 74V75H139ZM164 74V73H163ZM247 74V75H246ZM250 74V75H249ZM34 75V76H33ZM47 75V76H46ZM56 75H57V77L58 78H55L56 77ZM78 75V76H77ZM135 75V76H134ZM27 76H25L26 78H29V77H27ZM42 76H43V78H42ZM66 76V75H65ZM89 76H91L90 78H89ZM139 76V77H138ZM225 76V77H224ZM249 76V77H248ZM255 76V77H254ZM32 77H33V79H32ZM45 77V78H44ZM50 78L51 79V81H50V79H49V81H48V78ZM84 77V78H83ZM115 77V78H114ZM120 77V78H119ZM248 77V78H247ZM259 77V78H258ZM35 78V79H34ZM36 78H37V80H36ZM40 78V79H39ZM56 79V81H55V79ZM79 78H83L82 80L81 79H79ZM104 78V79H103ZM122 78V79H121ZM125 78H127V79H125ZM145 78V79H144ZM243 78V79H242ZM42 79H44V80H42ZM132 79V80H131ZM245 79H247L248 80V82H247V80H245ZM253 81H252V80ZM259 79V80H258ZM28 80V79H27ZM31 80H28V81H26V79L24 80V82H27V84L28 83H30V84H32V82H31ZM35 82H34V81ZM40 82H39V81ZM52 80H53V82H52ZM58 80H62V83H61V85L62 86H68L69 84H71L70 86H68V87H66V88H63L61 85H60V82H58L59 83V85H58V83H56ZM81 80V81H80ZM90 80H93L92 82L90 81ZM117 80V81H116ZM119 80V81H118ZM139 80H141V81H139ZM143 80V81H142ZM145 80V81H144ZM241 80H240V82H241ZM83 81H85V82H83ZM96 81V83L95 84H98V85H92V83H94ZM239 81V80H238ZM41 82H43L41 85H40V83ZM47 82V83H46ZM81 82H83L82 84H84V85H82L81 84ZM106 82H107V84H106ZM124 84H123V83ZM125 82H127V83H125ZM137 82V83H136ZM239 82V83H240ZM262 82V83H261ZM52 84L53 85V83H55V84H57V86L56 85H53L54 87H55V89L57 90L58 88H59V86H60V88H59V90H61L62 91V93H61V91H55V89H54V87L52 86V85H50V84ZM67 85H66V84ZM261 83V84H260ZM44 84H47V86H51V87H47V86H43ZM49 84V85H48ZM90 84V85H89ZM117 84V85H116ZM132 84V85H131ZM136 84L138 85V86H136ZM257 84V85H256ZM80 85H82V86H85L84 88H82V90H81V87H80ZM120 85V86H119ZM124 85V86H123ZM135 85V86H134ZM254 85L255 86H258V87H254ZM36 87V85H35V88L38 90V91H40L39 90V87ZM89 86V87H88ZM97 86V87H96ZM134 86V87H133ZM45 87H47V88H45ZM93 87V88H92ZM126 87H127V89H126ZM86 88V89H85ZM95 88V89H94ZM109 88H111V90L113 89V91H111ZM116 88H119V89H116ZM120 88H124L125 89V91H124V89L122 90L123 91V93H122V91H121V89ZM134 88V89H133ZM144 89V91H143V89ZM241 88V89H240ZM77 89V90H76ZM79 89V90H78ZM83 89H85V90H83ZM88 89V94L87 93H84V92H86V90ZM93 89L95 90V91H93ZM98 91H97V90ZM116 89V90H115ZM240 89V90H239ZM239 89H238V87H237V89H235L233 92L234 93H236V90L237 91H239V92H237L236 94H239L240 92L242 93V95L241 94H239V95H241V96H243V89H242V87H239ZM259 89V88H258ZM45 90V91H46ZM54 90V91H53ZM109 90V91H108ZM129 90V91H128ZM242 90V91H241ZM44 91V92H45ZM49 91V90H48ZM81 91V92H80ZM92 91V92H91ZM111 91V92H110ZM126 91H128V93H127V96L125 95L124 96V93L126 94ZM136 91V92H135ZM143 93H142V92ZM93 92H96V93H94L93 94ZM51 93H49L50 94V96H51ZM106 93V94H105ZM137 93V94H136ZM245 94V93H244ZM56 96V100L58 101L59 100V102H55L56 100L54 99L55 98V96ZM90 95H92V96H90ZM102 95V96H101ZM112 97H111V96ZM131 95H129V97H130V100H131ZM134 95V94H133ZM41 96H43V97H45L46 98V100H44L45 98H42ZM90 96V97H89ZM95 96V97H94ZM105 96H107L108 98L109 97H111V98H109V102H108V99H106L107 97H105ZM140 96V95H139ZM61 97V98H60ZM80 97H82V99L80 98ZM128 97V98H129ZM135 97V96H134ZM42 98V100L44 101V103H43V101L42 100H40ZM59 98V99H58ZM105 98V99H104ZM115 98V99H114ZM48 99V100H47ZM87 99V100H86ZM97 99V100H96ZM113 99V102H111V100ZM36 100V99H35ZM52 100H54V102L52 101ZM72 100V99H71ZM83 100H85V101H83ZM103 100V101H102ZM238 100V99H237ZM81 101V102H80ZM88 101V105L86 104V102ZM95 101H97V102H95ZM106 101V102H105ZM145 101V100H144ZM147 101V100H146ZM51 102H50V104H51ZM60 102H64V103H60ZM71 103V104H69V103ZM79 102V103H78ZM100 102H102V103H104V104H102V103H100ZM39 103H43V104H40V105H42L43 107H45V109L42 111V108L43 107H38L39 109L38 110H40V112L38 113V111H36L37 113H35L34 112V109H35V107L33 106L34 104H37L38 106H40L39 105ZM85 103V104H84ZM94 103H96L97 105H95ZM107 103L108 104H110V105H112L111 106V109H110V105H107ZM50 104L48 105V107L50 108L51 106H52V104H51V106H50ZM75 106H74V105ZM79 104V105H78ZM80 104H84V106H86L87 107V109L85 110V109H82V108H84V107H82V105H80ZM91 104H93L92 106L93 107H91ZM172 104V105H171ZM175 104V103H174ZM73 105V106H72ZM104 107H103V106ZM152 105V106H151ZM161 104H159V106H160ZM176 105V106H175ZM175 105H173V103H171L170 102V106H173V108L172 107H170V106H167L166 108H164L163 109V105H161V107H160V109H162V110H165L166 112H168L166 109H168V110H170V111H172V112H174V110H175V112L176 111H179V113H180V110H181V108H183L184 109V107L185 108H187V109H184V111L185 112H183L182 110V112H181V114L183 113V114H186L187 115V112L189 113L188 115H189V119H190V117H191V107L190 106H185L186 104H184V105H178V104H175ZM57 106V105H56ZM78 106V107H77ZM100 108L101 106H102V108H100V110L102 111V112H97L99 109L97 108ZM109 107V109H108V107ZM147 106V107H146ZM149 106V107H148ZM159 106L158 107H156L157 108V110L156 111H158V108H159ZM166 106V105H165ZM164 106V107H165ZM177 106H179V107H181V108H177ZM183 106V107H182ZM71 107V108H70ZM74 107H75V109H76V107L79 109L78 111L76 110H74ZM88 107H90L89 109H88ZM96 107V108H95ZM105 107L107 108V109H105ZM113 107V108H112ZM138 107V106H137ZM143 107H145V108H143ZM190 107V108H189ZM37 108V107H36ZM53 108L52 109H49V110H53ZM94 108H95V110H94ZM141 108H143V109H145V110H142V112H141ZM150 108H152V109H150ZM154 108V109H153ZM170 108V109H169ZM175 108V109H174ZM33 109V110H32ZM81 109V110H80ZM92 109V110H91ZM98 109V110H97ZM138 109V110H139ZM177 109V110H176ZM178 109H180V110H178ZM47 110H48V108H47ZM84 110V111H83ZM105 110V111H104ZM111 110V111H110ZM115 110V111H114ZM120 110V111H119ZM147 110V111H146ZM150 111V116H149V111ZM153 112H155V113H153ZM29 111V112H30ZM33 111V112H32ZM42 111V112H41ZM71 111H72V113H71ZM89 112V114H91V113H93V114H91L92 116H95V114H94V111L95 112H97L98 114L99 113H101L100 114V118H98L97 117V119H96V117H94L95 119H96V123H95V125L96 126H94V127H91L92 126V124H94V122H95V120H92V121H89V118H87V117H89V114H88V112ZM93 111V112H92ZM110 111V112H109ZM169 111V112H170ZM46 112V111H45ZM45 112H44V114H45ZM49 112H52V113H50V114H53L54 112L53 111H49ZM82 112V113H81ZM83 112H85V113H83ZM109 112V113H108ZM117 112V114L115 115V113ZM47 113V112H46ZM75 113H79V116H78V114L76 115V116H74V114ZM104 113V114H103ZM108 113V114H107ZM111 113V114H110ZM145 113H146V115H145ZM152 113V114H151ZM43 113L41 114V115H44ZM50 114H46V115H49L50 116V118L52 117ZM83 114H85L86 116H84ZM113 114H114V116H113ZM121 114H122V116H121ZM124 114V115H125ZM168 114V113H167ZM53 115H55V114H53ZM102 115H103V117H102ZM165 115V113L163 114L162 113V116H164ZM55 116H58L57 114L55 115ZM72 116L73 117H75V118H72ZM81 116H83V117H85V118H87L86 120L84 119V118H81L83 121H84V125H83V122H82V120L80 119H78V117H81ZM110 116H112V120L110 121ZM117 116V117H116ZM121 116V117H120ZM152 116V117H151ZM160 116H161V114H160ZM193 117H194V115H192ZM36 116H34V117H32L33 119V123H35V121L37 120V118L36 119H34ZM43 117V116H42ZM104 117L106 118L105 119V121L103 120L104 119ZM116 117V118H115ZM120 117V118H119ZM157 117V116H156ZM192 117V118H193ZM64 118V119H63ZM66 118V119H65ZM115 118V119H114ZM122 118V119H121ZM142 118V117H141ZM150 118V119H149ZM56 119V120H55ZM55 119H52V120H54L55 122L54 123H56V122H58L59 124H55L56 126H58L57 128H60L61 127V125L60 124H62L61 123V121L62 120H58V118L57 117H55ZM59 119H60V117H59ZM104 121V122H102V124L104 123H106L105 125L103 124V126H105L104 127V129H105V131L102 129L103 128V126H101V125H97V122H99L100 123V121ZM116 119H117V122L118 123H120L119 124V126H120V128H119V130H117L118 129V127H117V132L119 131V132H121V131H123V132H121V133H119L118 132V134H117V132H115L114 131V129H112V131H114L113 132V134L111 135V137L112 136H120L121 137V139L120 140H122L123 142H121V144L119 145V144H117V146L120 148V150H119V148L117 149L116 147L114 148V149H116V150H114V149H112L113 148V146L114 145H116L115 143H112L111 145H109V147H108V144L110 143V142H112V141H108V140H110V139H106L105 137H103V131L104 132H107V131H109L110 129V127H109V125L111 124V123H113L112 125H110V126H112L111 128H113V126H114V128H115V125H114V123L115 124H117L116 123ZM120 121H119V120ZM126 119V120H125ZM35 120V121H34ZM58 120V121H57ZM71 120V121H70ZM98 120V121H97ZM107 120V121H106ZM114 120V121H113ZM127 122V120H128V122L129 121H132L129 125H128V123H126L125 121ZM140 122H139V121ZM147 120V119H146ZM252 120H254V118H252ZM251 120V123L252 124H250L249 125V123L248 122H246V125L247 126H245V127H248V126H251L252 125V128L253 127H255V126H258L259 124H257L258 122L257 121H252ZM60 121V122H59ZM67 121H66V123H67ZM82 123H81V122ZM94 121V122H93ZM110 121V122H109ZM121 121H123L124 122V124H125V126L123 125V123L121 122ZM145 121V120H144ZM250 121V120H249ZM77 122H79V123H81V124H79V126H77L78 124H77ZM87 122H89L88 123V125H86L87 124ZM91 122H92V124H91ZM254 122V123H253ZM257 122V123H256ZM64 121H63V126L66 124ZM145 123V124H144ZM143 124H144V126L145 125H147L148 123L147 122H144ZM77 124V125H76ZM142 124V125H143ZM253 124H255V126L253 125ZM257 124V125H256ZM121 125L123 126V129L121 128ZM180 125V124H179ZM88 128H87V127ZM128 126V127H127ZM159 128H158V127ZM90 127V128H89ZM97 127V128H96ZM101 127V128H100ZM124 127H125V129H124ZM171 128H173L172 126H170ZM194 127H196V126H194ZM100 128V129H99ZM251 128V127H250ZM252 128H251V131H250V129L248 130L249 132H247V131H243L242 130V134L243 135H246V134H250V133H252L253 134V132H254V130H252ZM63 128L61 127V129L60 130H62ZM108 129V130H107ZM154 129V130H155ZM160 129H162V130H160ZM235 129H236V127H235ZM234 128H233V130L232 131H234L235 130ZM242 129V128H241ZM253 129H256V127L255 128H253ZM261 129V130H260ZM154 130H152L151 129V131H154ZM158 130H160L161 132H160V134L161 133H163V134H161L162 136H163V138H162V136L160 135V134H158V133H156V132H158ZM238 131H240V128H238L237 129ZM100 131V132H99ZM162 131H164V132H162ZM236 131V130H235ZM234 131V132H235ZM238 131H236V132H238ZM257 131V132H256ZM258 131H259V133L261 134V135H263V137H264V129H262V127L260 128H258V130H255V132H254V136H255V134L256 135H258L259 133H258ZM261 131V132H260ZM109 132H111V130L109 131ZM109 132H107V133H109ZM91 133V132H90ZM112 133V132H111ZM111 133H109V134H111ZM167 133H168V135H167ZM229 133V132H228ZM231 133V132H230ZM241 133V132H240ZM240 133L238 132V134L240 135ZM108 134V135H109ZM233 134L234 133H231V135L233 136ZM238 134H236L235 133V135H238ZM251 134V135H252ZM131 135V136H130ZM165 135H166V137H165ZM183 134H180V135H178L177 137L178 138H181V139H183V138H185V137H183L182 136ZM230 135V136H231ZM86 136H89L88 138L86 137ZM151 136V138L149 139V137ZM171 136V137H170ZM222 137L224 136V134H222L221 135ZM220 136V139H223L224 141H226L227 139L229 140V138H230V136H228V134L226 135L227 137H225V138H227V139H225L224 137L222 138ZM240 136H242V135H240ZM146 137V138H145ZM155 137H157L156 139H155ZM183 137V138H182ZM87 138V139H86ZM102 138H105V140L106 141H104ZM126 139V138H128V140L126 139V140H124V139ZM169 138V139H168ZM137 139V140H136ZM164 139V140H163ZM77 140V141H78ZM83 140H84V142H83ZM86 140V141H85ZM131 140V141H130ZM141 140V142L139 143V141ZM142 140H143V142H142ZM76 141V140H75ZM108 141V142H107ZM156 141H157V143H156ZM258 141H259V144L261 143V141H263L264 142V138H262L261 139V141L260 140H255V142L253 143V144H250L251 145V147L252 146H257L256 144H258ZM99 142V143H98ZM125 142L129 145V147H127V146H123L124 148L123 149H121L122 148V144L124 143V145H125ZM133 142V143H132ZM145 142V143H144ZM257 142V143H256ZM262 142V143H263ZM77 143V144H76ZM102 143V144H103ZM132 143L133 145H130V144ZM138 143V144H137ZM256 143V144H255ZM126 144V145H127ZM145 144V145H144ZM148 144H149V146H150V148H149V146H148ZM175 144V143H174ZM174 144H171V145H173L174 147H175V145ZM138 145H140V146H138ZM169 146V147H172L171 149H170V151L171 150H174L173 148V146ZM177 145V144H176ZM207 146L205 147L206 149H204L205 151H207V152H210V150L212 149V147H210L208 150H207V147H209L210 145H208V144H206ZM249 145V146H250ZM261 145V144H260ZM260 145H258V146H260ZM263 146H264V144H262ZM83 146V147H82ZM111 146V147H110ZM142 146V147H141ZM143 146H147V147H143ZM203 146H205V144L203 145ZM211 146H215V144H212ZM257 146V147H258ZM262 146V147H263ZM71 148V146L69 145L68 146V149H70ZM125 147H127V148H125ZM261 147V146H260ZM260 147H258L257 149L256 148H254L253 147V149H252V151H254V149H256V151L255 152H252L251 151V154L253 153V154H255V155H253L254 157L258 154V157L259 156H261V155H259L260 153V151H261V153L263 154L262 155V157H257V158H255L254 159V161H255V163L251 160L252 159V157H250V156H248L249 155V152L245 149H241V151H242V156L244 155L243 154V151H246V153L245 154H248L247 156L246 155H244V156H246V159L245 160H248V158L247 157H249V161L251 160L252 162L251 163H253L254 165V167H252V164H251V166H249L250 168H247V169H249L248 171H249V173L250 172H254V173H251V177H248V180H249V178H251L250 179V181H245V184H247L248 186L246 187V186H243L242 187V185H244L243 184V182H239V180H238V178L240 179V176L242 175V173L244 172V171H242V173H241V171L240 170H243V169H245L244 168V166H242L244 163H245V161H244V163L242 162V156L241 155H239L238 153H237V157H238V155H239V157L240 158H242V159H238L237 157H235V159H232V162H231V160H229V162L227 163L226 162V165L227 164H229L230 165V163H232V164H235V162H238L237 160H240L239 162H240V164L239 163H237L236 165L238 166V165H240V168H243V169H240L239 167V169L237 170V172H239V173H237L236 172V170H235V168L237 169V166L235 167V166H231V168H233L234 167V169H231L230 168V166H227V172H224V174H225V176H223V171L224 170H226V166H224L223 165V167L220 169H214L213 171L216 173V174H214L215 176H216V178H219V179H221V178H223V182L222 181H220L219 183H221V184H223L224 183V181H226V180H224V178H228L230 175H231V173H232V177L234 176L233 174L234 173H236V174H238V175H240V176H234L235 178H237V180L233 177H229L228 178V181L229 180H232L233 179V181L235 180L236 182H237V184H239L240 186H241V188H242V190H241V188L240 187H238V186H232L231 184H233V181H230V183L229 184H227V183H225V185L226 186H228V185H230V187L232 186V188H230L229 186V189L227 190V191H231L230 193H232V194H229V192H227L228 193V195H227V193H226V191H223V190H226L227 189V187L225 188V186H223L224 187V189H222V191H223V194L225 195V197H223L222 199H221V197L223 196V195H221V196H218V193H217V191H216V189H215V191H216V193H213L214 191L212 190V193L213 194H215V195H211V189H212V186H211V189L208 187V188H206L208 185L207 184H209V183H200L199 185H200V187H201V191L202 192H205V190H208V191H210V193H208V192H205V193H203V194H209L208 196L207 195H204L203 196V202L205 201L206 203H207V201H209V200H207V198L209 197V196H212L213 197V199L210 197V198H208V199H212V200H210L209 201V203L210 202H212V203H214L215 201L217 202V203H220L219 205H221V206H223V208H220V207H217V203L215 204L216 206V209L218 208V210L219 211H217V212H215V210H212V209H215L214 207H213V205L214 204H212V203H210L211 205L209 206V204L207 205V204H204V203H202L203 205H206V206H203L202 204V206L201 205H199V206H201L202 207V209H203V211L201 210L200 211V209H201V207H199L200 209H199V213L201 212H204L205 213V211L207 210L208 212L207 213H205V215L206 216H208V213L210 214L211 212L213 213V216H215V219H217V218H224L225 219V215H228V216H226V218L228 217L229 218V216H230V214H231V217L232 218H235V222H233L232 221V219H230L229 218V220H228V218H227V224L229 223V225L227 226V228H228V230L229 231H232L233 233H235V235H236V233H242V236L244 235V233H246V231H240L239 230V228L238 227H236L238 224H240V223H242V222H244L245 220H247V221H249V222H253L254 224H257V225H254V227H259L260 229H261V231L263 232H260L259 234H261V237H259L258 238V236H256L258 239H256V237L254 236V234H253V236H254V238H253V236L252 235H244L243 237L244 238H242L243 239V241H244V244H242V248H243V250L241 249V246H239V245H237V247H236V245L234 244V243H229V244H231V246H232V244H234V246L236 247V249H235V247H232L233 249H230L229 250V248L227 247V250H226V248H224V246H222L223 247V249H222V247L220 246V251L222 252L224 249V252L225 251H227V253H229V252H231V253H229V254H227L226 252H225V254H226V257L224 256V258H226V259H224L225 261H223V259H222V257L221 258H219L218 260H220L218 263H220V262H222L221 264H224V262H226V260H227V262H228V260H229V263H227V264H238V261L239 260H244L245 261V257H248V256H250L249 254H251V256H257V257H254L253 259H254V261L252 262V264H264V257H263V255H264V206H262V203L264 204V201H262V203H261V201L260 200H263V199H258L259 197L261 198V196L263 195L264 196V191H259V188H256V187H258L257 185H254V183H252V181L253 180H255V178L257 179V180H255V182H257L256 184H263L264 182H263V178H264V151H263V149H264V147H263V149L261 150V148ZM80 148V149H81ZM101 148V149H100ZM103 148H104V152H102L103 151ZM109 148H110V151H108L109 150ZM129 148V149H128ZM138 148V149H137ZM140 148V149H139ZM143 148H144V150H143ZM149 148V149H148ZM178 149L180 148V147H177ZM176 147H175V149H177ZM182 148V147H181ZM204 148V147H203ZM203 148H201V150L200 151H197L198 152V157H197V155L195 154L194 155V153L193 152H195V151H193L192 152V157H193V159H196L197 161H199V163H201V162H203V163H207V161H204V157L206 156V154H207V152H205V151H203ZM213 148H215L216 149V146L215 147H213ZM249 148V147H248ZM67 149V150H68ZM73 149V151H75ZM79 149V150H80ZM145 149H146V151H145ZM177 149V150H178ZM214 149V150H215ZM78 150V151H79ZM82 150V149H81ZM102 150V151H101ZM113 150L115 151V153L113 152ZM119 150V151H118ZM177 150H175V151H177ZM180 150V149H179ZM213 150V149H212ZM214 150L213 151H211L212 152V156H206V159L207 160H212V158L214 157V155H213V153L216 155V154H220V149H217V152L215 151L214 152ZM249 151H250V148L248 149ZM260 150V151H259ZM72 151V148L69 150V152H71ZM99 151H101V152H99ZM132 151V150H131ZM131 151H129V152H131ZM137 151H139V152H137ZM187 151V150H186ZM239 151H240V149H239ZM258 151V152H257ZM81 152V151H80ZM80 152H78V153H80ZM83 152V151H82ZM97 152V154H94V153H96ZM108 152V153H107ZM145 152V154H143ZM188 152H191L190 150L189 151H187L186 153L187 154H189ZM196 152V153H197ZM199 152L201 153V154H199ZM203 152V153H202ZM205 152V153H204ZM211 152L210 153H208V154H210L211 155ZM73 153H75V152H73ZM73 153H69V154H73ZM76 153H77V150H76ZM222 153H224V152H222ZM125 154V153H124ZM123 154V155H124ZM130 154V153H129ZM138 154H141V155H143V156H139ZM191 154V153H190ZM159 155V154H158ZM200 155V156H199ZM205 155V156H204ZM89 156V155H88ZM88 156H85V157H88ZM94 156H93V159H94ZM105 156V157H104ZM113 156H111V157H113ZM121 156H122V154H121ZM120 156V158H118L119 159V162L117 161V163L116 162H114V164H112L113 162H112V160H110L112 163H111V165H113L112 167L113 168H111V170H113L114 172H115V170H116V164H118V163H120V164H122V162H125V157H127V159L128 158H130V156L129 155H124V157L122 156L121 157ZM133 156V155H132ZM131 156V157H132ZM135 156V155H134ZM164 156H167V157H165L164 158ZM168 156L169 155H167V154H164V155H162V158L160 159L159 158V156H157V161H156V159H155V161H156V163H158V164H156L155 163V165H161V167L162 168H160L159 167V172H160V169H164V168H166L167 170H163L164 171V174L166 175V173L167 172H169L168 170H170L171 169V172H170V174H172V175H170L169 173H167V175L166 176H163V175H161V177H160V181H162L163 180V178H165L164 180H166L165 182H167V183H165V185H166V187L167 186H170L169 184H171V186H172V188L171 187H168V188H170V189H166L165 191H167L169 194H170V192H169V190L171 191L172 189H173V182H176V179H175V176L178 178L179 177V175H176L177 174V170L175 171V170H173V169H175L176 168V166L174 165V164H176V163H173L171 160H170V157L171 156H169V158H168ZM186 156H190L191 157V155H186ZM196 158H195V157ZM243 156V157H244ZM136 157H134V158H136ZM175 157H176V155H175ZM189 157V158H190ZM191 157V158H192ZM207 157H209V158H207ZM89 158H90V156H89ZM92 158V157H91ZM97 158L96 159H94V160H92V159H90V161H88L89 159L87 158V160H86V162L88 161L89 162V164H91V169L92 168H95L97 171H102L101 169H103V170H105V168H106V165H102L101 163L103 162V159L100 161V165H102V166H100L99 165V162H97L98 164H96V161H97ZM159 158V159H158ZM163 158H164V160H163ZM168 158V159H167ZM177 158V157H176ZM200 158H203V159H200ZM245 158V157H244ZM263 158V159H262ZM173 159H175L174 157H173ZM259 161H258V160ZM96 160V161H95ZM120 160H123L122 162H120ZM160 160H162L161 161V163L164 165V161H165V165H167V167L164 165V166H162V164L161 163H159L160 162ZM168 160V161H167ZM176 160V159H175ZM179 160V159H178ZM210 160V161H211ZM227 160V159H226ZM95 161V164L93 163ZM109 161V162H110ZM228 161V160H227ZM233 161H235L234 163H233ZM91 162V163H90ZM171 162H172V164H171ZM175 162H177V161H175ZM209 162V161H208ZM263 162V163H262ZM85 163V162H84ZM246 163H247V161H246ZM86 164L87 163H85V165L84 166H86ZM124 164V163H123ZM202 164V163H201ZM224 164V163H223ZM261 164H262V166H261ZM95 165V166H94ZM115 165V166H114ZM135 165V166H134ZM172 165H174V167L172 166ZM246 165H248V163L246 164ZM245 165V166H246ZM132 166V165H131ZM170 166H172L173 167V169H172V167H170ZM200 166H202V165H200ZM88 167V166H87ZM89 167V168H90ZM105 167V168H104ZM135 167H136V169L138 168V165L137 164H133V167H131V170L133 169V170H135V171H137L136 169H135ZM99 168V169H98ZM101 168V169H100ZM140 168V167H139ZM198 170H196L197 172L199 171V167H196ZM224 168V169H223ZM230 168V169H229ZM255 168V169H254ZM144 168H140L138 171H140V170H143ZM252 169L254 170V171H252ZM257 169V170H256ZM203 170V169H202ZM215 170H217V171H215ZM220 170V172H218ZM95 171V170H94ZM232 171V172H231ZM173 172V173H172ZM200 172H202V171H199V175H201L202 173H200ZM218 172V173H217ZM161 173H162V171H161ZM230 173V174H229ZM115 174L117 175V177H118V179L117 180H119L120 178H122V181H121V179L119 180V181H121L122 183H123V185H122V183L121 182H119L118 183V185H120V187H121V189H125V188H127L128 186L127 185H130V183L129 184H127L126 185V183H128L129 182V180H130V178L128 179L126 176H125V174H122V176H121V174H120V177L118 176V174L115 172ZM160 174V173H159ZM158 174V175H159ZM163 174V173H162ZM174 174H175V176H174ZM220 174H221V177H220ZM227 174H229V175H227ZM253 174H254V176H253ZM255 174H257L258 176H255ZM116 175H114L113 174V176H116ZM157 175V176H158ZM203 175L206 177V173L204 172V170H203ZM180 176H181V174H180ZM223 176V177H222ZM259 176H261L260 178H259ZM169 177V178H168ZM200 177H202V176H200ZM255 177V178H254ZM116 178V177H115ZM124 178V179H123ZM125 178H126V180H125ZM158 179H159V176H158ZM126 182H125V181ZM175 180V181H174ZM222 180V179H221ZM260 180H261V182H260ZM169 181V182H168ZM179 183H180V179H178L177 180ZM115 182L116 181H114L113 183L115 184ZM201 182V181H200ZM211 182H214V180H212ZM236 182H235V184H236ZM252 183V184H250V183ZM260 182V183H259ZM117 183V182H116ZM121 183V184H120ZM216 182H214V184H212V185H214V186H216L215 188H218L220 185H219V183H217L219 186L217 187V185L215 184ZM175 184H177V183H175ZM202 184H205L204 186H205V188H203V186H201ZM236 184V185H237ZM260 184V186H262L261 187V189L262 190H264V188H263V186H264V184L263 185H261ZM115 185H117V184H115ZM127 186V187H125L124 188V186ZM207 185V186H206ZM234 185V184H233ZM176 186V185H175ZM175 186H174V189L176 190H172L171 192V194H173V191H175L174 193L175 194H173V197L171 196V198H169L170 196H169V194L167 193V196H169V197H167L169 200L171 199L172 201H168V199L166 198L165 200L164 199H161V200H164V202L165 203H167V206L169 205V209L171 208V210H173V211H171L172 213L176 210V207L179 205V200H178V196H179V194H180V188L178 187V186H181L180 184H178V186H176V188H175ZM214 186H213V188H214ZM222 186V185H221ZM223 187H220L219 189H221V188H223ZM234 187V188H233ZM253 187V189H254V187H255V189L256 190H252V194H251V192H249V190L250 189H248V188H252ZM147 188V187H146ZM179 188V190H178V192H177V189ZM237 188L239 189L240 188V190H237ZM243 188H247L246 190L251 194H249L248 193V196L246 197V195L244 194V192H243ZM69 189V188H68ZM234 189H236V190H234ZM147 190H149L148 191V193H151V189H149V188H147ZM147 190H146V192H147ZM204 190V191H203ZM246 190L244 189V191H245V193H246ZM200 191V192H201ZM221 191V192H222ZM237 193H236V192ZM240 191V192H239ZM251 191V190H250ZM255 193H254V192ZM226 194H225V193ZM260 193L261 192V194H259V196H258V194L256 195V196H258V198L256 199L255 197H253L256 193ZM166 193L164 192V197L163 198H165V195H166ZM177 193H178V195H177ZM220 193V192H219ZM238 193H240V195L238 194ZM216 194H217V196H216ZM233 194L234 195H236V196H234L235 198H233ZM241 194L243 195V198L245 197L246 198V200L245 201H247V199H248V202L246 203L247 204V206H248V208H244V207H240L241 208V210H242V212H244L245 213V215H246V217H245V215H243L244 213H242V214H240L241 216H239V212H241L239 209H238V204L240 205V201H241ZM261 195V196H260ZM176 196V197H175ZM218 198H216V197ZM228 196V197H227ZM230 196H231V198H230ZM253 197V198H255V199H253V198H250V197ZM262 196V197H263ZM204 197H206V198H204ZM226 197L227 198H229L228 199V202H227V199H226ZM215 198V199H214ZM264 198V197H263ZM223 199H225V201H223ZM233 199L234 200H236L237 202H235V203H233L234 201H233ZM250 199H252V200H250ZM161 200L160 201H157V203L159 202L160 203V205L158 204V206H160V207H163V204H164V206H166L165 205V203H163V201L161 202ZM167 200V201H166ZM178 200V201H177ZM213 200H214V202H213ZM220 200H222V201H220ZM249 200H250V202H249ZM255 201V203L256 204H260V206L259 205H256L255 203H254V201ZM219 201V202H218ZM176 204H175V203ZM222 202V203H221ZM230 203L231 205H229V206H226L227 205V203ZM251 202L253 203V205L251 204ZM149 203V205H148V207H146V209H148L149 211H151V209L153 210V208H151L153 205H151L152 203H150V202H148ZM148 203H146L145 204V206H147V204ZM225 203H226V205H225ZM236 203H238L237 205H236V207L235 206H233V204L235 205ZM249 203V204H248ZM171 204H174V205H171ZM178 204V205H177ZM223 204V205H222ZM162 205V206H161ZM177 205V206H176ZM218 205V206H219ZM250 205V206H249ZM144 206V207H145ZM176 206V207H175ZM210 207V208H208V207ZM253 206V207H252ZM213 207V208H212ZM225 207H226V209H225ZM227 207H229V208H227ZM232 207H234V208H232ZM260 207V208H259ZM167 208V207H166ZM180 208V205H179V207H178V209ZM208 208V209H207ZM220 208V209H219ZM238 210H237V209ZM249 208H253L252 210H253V214H252V210L250 209V212H251V214L249 213ZM175 209V210H174ZM212 211H211V210ZM233 209V210H232ZM235 209L237 210L236 212H237V217H236V212H235ZM220 210L221 211H223V212H220ZM225 210H226V213L224 214V212H225ZM257 210V211H256ZM259 210V211H258ZM228 211V212H227ZM230 211V212H229ZM239 211V212H238ZM247 211H248V213H247ZM219 212L221 213V214H223L224 216H220L221 214H219ZM235 212V213H234ZM120 213H121V211H120ZM171 213V214H172ZM198 213V218H200V215L201 214H199ZM204 213H202V214H204ZM228 213H230V214H228ZM215 214V215H214ZM217 214V215H216ZM219 214V215H218ZM248 214H250L249 216H248ZM172 216V218L174 217V218H176V216H175V213H173L172 215H170V217ZM205 216V217H206ZM235 216V217H234ZM242 216H244V217H242ZM248 216V217H247ZM252 216V217H251ZM204 217V215H202V219L203 218H205ZM241 219H240V218ZM257 217V218H256ZM239 218V219H238ZM246 218V219H245ZM249 218V219H248ZM251 218V219H250ZM254 218H256V219H254ZM259 218V219H258ZM177 219V218H176ZM202 219H199L198 220V222H201L202 223ZM243 219V220H242ZM261 219V220H260ZM230 220L232 221V223L230 222ZM237 220V221H236ZM252 220H254V221H252ZM256 220V221H255ZM218 221V220H217ZM221 221H224L223 219L222 220H220V221H218V222H221ZM226 221H224L225 223H226ZM229 221V222H228ZM242 221V222H241ZM260 221V222H259ZM256 222V223H255ZM231 223V224H230ZM197 224H199V223H197ZM233 224V225H232ZM260 224H262V225H260ZM202 224H201V226H199V227H201V229H202ZM231 228V229H230ZM236 228H237V230H236ZM259 228H257V229H259ZM256 229V228H255ZM260 229H259V231H260ZM236 231H238V232H236ZM259 234H257V235H259ZM241 236V235H240ZM241 236V237H242ZM252 236V237H251ZM260 236V235H259ZM250 237V238H249ZM217 238L218 237H216V240H217ZM253 240H252V239ZM219 239H221L220 237L218 238V241H220ZM246 239V240H245ZM248 239L250 240L251 239V241H250V249H249V246L248 247H245V246H247V245H249V242H248ZM215 240V238H213V241H216ZM228 241H230V240H228ZM245 242H248V243H245ZM251 242H253V243H251ZM263 242V243H262ZM224 245V244H226V243H219V245ZM229 244H228V246H229ZM219 245H218V247L216 246V249H218L219 248ZM227 245V244H226ZM244 245V246H243ZM254 245V246H253ZM231 246H229L230 248H231ZM238 246H239V248H238ZM251 246H252V248H251ZM256 247V248H255ZM245 248V249H244ZM248 248V249H247ZM248 250V251H247ZM252 250V251H251ZM257 250V251H256ZM244 251H246V253L244 254ZM256 251V252H255ZM233 252V253H232ZM250 252V253H249ZM254 252V253H253ZM222 254V253H221ZM224 254V253H223ZM231 254V256H232V258H229L228 259V255H230ZM253 254V255H252ZM254 254H257V255H254ZM230 256V257H231ZM262 257V258H261ZM233 258H235V259H233ZM259 258H261V259H259ZM217 259V258H216ZM222 259V260H221ZM252 259V260H253ZM218 260H216V263H217V261ZM237 260V261H236ZM234 261H235V263H234ZM231 262V263H230ZM237 262V263H236ZM256 262V263H255ZM261 262V263H260ZM215 263V264H216ZM217 263V264H218ZM225 263V264H226Z\"/></svg>", "mask_w": 264, "mask_h": 264}]
</instances>
